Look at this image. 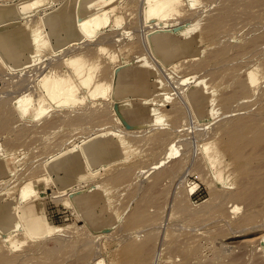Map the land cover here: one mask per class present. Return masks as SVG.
<instances>
[{
	"label": "rangeland",
	"instance_id": "obj_1",
	"mask_svg": "<svg viewBox=\"0 0 264 264\" xmlns=\"http://www.w3.org/2000/svg\"><path fill=\"white\" fill-rule=\"evenodd\" d=\"M129 1L128 0H118L116 2V5H114L115 2H112L113 5H112V3L109 4V7L110 6L112 7L111 9H113L114 7H118L117 8V13L120 14V15L122 14L123 27L121 29H119V30H114V31L112 30L113 32H111V30L106 31L105 32L106 34L103 33L101 35L105 36V35H109V34H111V35L115 34V33L117 34L118 32L126 30V31H129L131 33L130 36H128V37L125 36L124 39L121 42H114L113 41V44L116 43V45L115 44L113 45L107 39L108 43H106V44H108V45L105 44L107 46V50H106V52L103 51L104 53L99 49V46H97L98 42L99 43L100 42H104L105 43L104 40H106V39L104 37L102 38L101 35L98 38V40H100V41L97 40V41H89V42L78 43V44L74 45L77 49L74 48L73 46H70V49H72L71 47H73V49L69 50V51H72V52L76 53V51L78 50L77 52H82L83 54L85 53V55L88 54L87 57H89V59H91L92 61L95 60L94 62H96L99 65V68L97 69L98 78L104 77L105 80L109 79V78L111 79L112 78L111 76L113 74V72H111V71H114L116 69V67L117 68L119 67V66H117V61H118V65H120V66H124L125 64H123V63H125V62H126V65L130 64L129 66L124 67V69H129V68L132 69L131 70L132 77H131V81L130 82H133V83H136V84H138V83L145 84V86L147 87V94H146V97H145L146 101L144 100V102L142 101V102H140V103H138V104H136L134 106H129L128 108L125 109V115L127 116V119L131 123H136V124L138 123V124L143 125L146 122H148L151 118H155V119L159 118L165 112L167 115H166V121H164V122H167L168 124L165 123L163 125H164L165 128L168 127L170 129H168V128H166V129H155V131L159 130L158 132L164 130L163 132H160V133L156 132V134H157L156 135L154 129L152 131H151V129L156 126L157 121H155L156 124H153L151 126L143 125V128L135 129L136 131L135 130L131 131V130L127 129V127L125 125H121V124L117 125L116 121L112 122L114 120H117V116L115 115L114 112H112L113 110L111 108L112 105H113L112 102H114V100H116V99H114V96L112 95L113 92H111V91H110V94L111 93L112 94L107 99L99 98V100H95V99L92 100V98H89V99H86L85 103L79 104V105L75 106V108L74 107H72V108L71 107H54V108H51L52 110L46 116L40 118L39 120L38 119H36V120L31 119L33 114H31V115H29L27 117H21L18 114V112L15 111L14 105L12 104L13 103L12 99H15L16 96H18V95L21 96L23 94L24 95H26V94L32 95V97L36 96L35 98L39 99L40 97H37V96L42 95V91H40L41 89L39 88V80H40V78H38L39 76L43 75L44 72L46 73V71H49V70L50 71H55L58 74L68 73L67 75H69L70 73L73 74V69L69 65H66L67 63L64 60H61V59H63L62 58L63 55L61 56L62 53H60L62 51H59V50L54 51L55 49H54L53 45H51L52 42H51L50 39H48L49 43L47 44V45H50V46H48L50 49H48L46 45L44 46L45 48L44 47H39V49L43 50V51H41V50L40 51L44 52V54L37 51L35 53L37 55V57H36V55L34 56L37 60L35 59L34 61H36L38 63H36V62L32 63L31 65L34 64V66L29 65V67L27 66L28 69H27V67H25L24 70L22 69L21 71L20 70H17L16 72L12 71L9 68V66L7 64H5L3 59L0 58V64H1L0 67L2 65H4V66H2L3 69L0 68V71L4 70V71H2L3 73L0 72V77H1L0 78V95L2 94L1 97H0V102H1L0 106L3 103L4 106L6 105L7 110L11 109L15 113L14 114L12 111L5 112L6 111L5 110L6 107H4V106L0 107V108H3V109H0V128L2 129V130H0V198L3 196L1 199L4 202L5 201H11L12 203H14V205L16 207H18V205H16V204H19V211H20V213L23 216L25 221H30L33 217L39 216L40 219L43 220L44 223L47 222L48 225H52V226L53 225H62V226H67V227L69 226L70 227L69 229L67 228L65 230V232H63L61 235L59 234V235H56V236H53V237L40 238V239H38V238L33 239L32 237H27L26 238L27 240L25 241L24 245H22L17 250H11L9 248V246L7 245V243L4 242V240H3L4 238L0 237V255H2L1 253L4 254V252L6 254H8V251H9L10 255H7V256L12 258L11 260H6L9 264H12L11 262H13V264L14 263L15 264H36V263L44 264V262H47L48 260H50V261L47 262L48 264L51 261H52V264H58V262H62L61 261L62 258L65 259L67 257V255L69 257V258L67 257L68 258L67 260L69 262L64 260V262L66 261V263L62 262L64 264H67V263L71 264L70 262H72L73 260H74L73 264H86L87 262H89V260L92 259V257L94 255H96V256H98L100 258H104V260L106 262L105 264H114L113 262H118V261H119L118 263H121L122 260L126 259L124 256H121V255H123L121 253L125 249L128 248L126 246V243L128 244V241H129V239H125L126 236H127L126 235L127 231H125V229H129V228L137 226L138 225L137 221L139 222V220H141V218H142V214H145V217L147 216V218H151L149 216H152V217L154 216L153 219L156 218L155 221L153 219H151V220L148 219V221L153 222L154 229H157L155 227H160L159 226L160 222L161 221L163 222V226L160 227L161 229L158 228V230H159V231L157 230L158 233L154 234L153 239L150 240L147 245H150L151 247H154V246L156 247V246L160 245V246H158V248L157 247L155 248L156 249L155 251L157 253L159 252V254H161L160 252H162V249H163V246H162V243H163V240H164L163 237H165L164 236L165 234H168L167 240H168V238H169V241H172L174 239L175 240L179 239L177 244L179 245V243H180L179 246L181 247L180 249H178L179 246L178 247L176 246L177 249L174 248L175 246H172L170 248L169 246H166V245H168V244H166L165 248L163 249L162 256L157 254V257H156V253H155V257L156 258L154 257L155 259H151V263L152 264H159L160 263V261L158 260L159 258L162 259V263L165 260H168L169 257H171V256L168 257L169 253H170L169 255L172 254L173 257L175 255H177L176 253H178L181 256L182 253L180 254L179 252H184L183 247L185 246V244L183 246V244L180 241H184V243H186L187 240L191 239L192 236H193L192 238H195L194 242H195L196 246L193 245L194 242H191L192 240H189L192 244L190 242H188L189 246L186 245L188 247H187V250H185V251H189L188 252L189 254H191V253L192 254L189 255L187 253L188 255H186V253L184 252V254H185L184 257L180 258V256H179V257H177L179 259L174 258L175 262L176 261L180 262L181 259H182L181 261H183V263H184L185 260L189 261L191 256L194 254L193 252L196 253L197 250H199V252L201 253L200 260L201 261H203V260L205 261L206 260L207 262L206 261L205 262L208 263V264H264V255L262 254L263 251L261 250V244H260L261 241L259 240V238L264 233V230H263L264 227H261V226H264V221H261V220H264V216H263L264 213H262V212H264V211H262V209L264 210V138H263L264 137V131L263 132L260 131V130H262V129H260V126H261V128H263L262 125H264V120H262L264 118L263 117H258V116L255 117L256 120H258V119L262 120L261 121L262 123L261 122L258 123L259 121H257V122L254 121V118L250 121V122L253 121L257 125L261 124L258 127L253 122L252 123L248 122L251 119L250 116H248V119L250 118L249 120L248 119L245 120L247 118V117H245L244 121L247 122V124L246 123L245 124H246V126H248V129L244 130V132H245L244 135L245 136L247 135V138H245V139H249V138L250 139L249 140H245L244 139V141L242 143H241V141L238 143V144H241L244 148H240L242 146L238 145L237 143H236L237 145L236 144L233 145V146L236 145L235 146L236 148L231 147V144H228L230 146L227 147L228 146L227 143L229 142V140H227V138L230 137V134H229V137H227L228 135H225V136L223 135V132H224V134H226L228 131H230V132L231 131H235L236 127H240V126H244L245 127V124H243L244 121H242L243 120L242 115H245L246 111H247L246 112V114H247V113L250 112V109H254L255 110V108H258L259 105H261V106H259L260 108L264 106V89H263L264 88V67H263V65H264L263 64V62H264V58H263L264 57V54H263L264 53V49H263L264 48V44L260 45V46L256 45V44H259L260 41H262V42H260L261 44L264 43L263 42L264 41L263 40L264 36H262L264 34V31H262L263 33H259L261 31V30H259L261 27H262L261 28L262 30L264 29V19H261L262 17L264 18V2L258 3V5H257V3H254V4L250 3L249 0L248 1L247 0H235V1L234 0H229L230 2L228 0H227V2H226V0H224L226 3L223 2V0H213V1L209 0V4H208L207 3L208 0H199V2H198V0H196L197 2L195 3L196 5L194 4L195 5L194 7L189 2L187 4H185L184 7L186 6V10L188 12L186 10H184L185 11V13L183 11L184 15H182V14H180V16L178 15V17H180V19L182 18V21H180V22L185 21L186 18L190 19L188 21L194 22V23H189L186 20L184 24H186V25L188 24L189 25L188 27L193 26V27H190L189 30H191V32L194 31V33H197V35L199 36L200 40L196 41V43L194 45V48H192V50H191V52L189 54L185 55L184 57L180 58L177 61L176 65L177 66L179 65L178 67H176L175 64H170V65H174V66H172L173 68H170L171 67L170 65H166V67L164 66L165 68L164 67L162 68L164 70L165 69L167 70V68H168L167 71L170 72V74L172 73V75H169L167 71H164V70L160 69L163 66V62L158 60L157 61L158 65H157L154 61H152L151 55L142 46L143 42L140 43V40L143 41V37L146 34V31H148V28L149 27L152 28V26H154V24L151 23V22H154V21L152 20L148 24L147 22L145 23L144 18L141 17L142 14H141L140 11H141V8H142V0H134V2H133V0L132 1L129 0ZM237 1H239L240 4H238L239 2L237 3ZM241 1L242 2L245 1V2L242 3ZM185 2H186V0H185ZM213 2H215L216 5ZM220 2L224 3V5H227L228 7L222 6L223 4L221 6H219L221 4ZM246 2H247V5L250 3V7H253L256 4V6H255L256 8L254 9V7H253V9H252V8H249V6L246 8L245 7L246 6L245 5ZM251 2H255V0L254 1L251 0ZM46 3L49 6H53V7L61 8L62 10H65L66 11L65 13L71 15L72 19L74 20L73 16L75 14L74 13L75 12L74 11V7L76 5V0H46ZM229 3H232V5L231 4L230 5H231V7H233V6L234 7L231 8L229 6ZM243 4L245 6H243ZM251 4H253V6H251ZM208 5H209V7H208ZM239 5L240 6L242 5V6L239 7ZM123 6H125L126 8L123 7ZM130 7H132V8H130ZM229 7H230L231 10L234 9L232 11L234 15L237 14V13H238L237 14L238 16L240 15L239 17L235 15L236 18L239 19V18H241V16H243L242 19L238 20V19H235V16H233V14H232V16L234 18L228 19L230 23L228 22V20L224 23L223 28H224V26H226V28L227 27L230 28V29L232 28L233 30H230L228 28L227 29L230 30V31L224 30L222 28V26H221V29L217 28L213 32L209 31V28L205 27V26L209 25V24H207V23H209L208 20L212 16H214L216 14H219V12L221 13L223 11V9L226 10ZM235 7H236V9H235ZM46 8H42L41 10H39L37 16H35V17L33 15H36V13H32L31 16H33L34 18L32 19L31 17L30 18L28 17L27 20L31 19L30 23L34 20L33 22L35 23V27H38L37 25L42 26L41 24H43V20H42L40 15H42L41 12L43 11V9H46ZM210 8H212V9L209 10ZM215 8H218V9H215ZM213 9L216 10V11H212ZM250 9H251V11H250ZM195 10H196V12H195ZM208 10L211 11V12L209 13ZM242 10H244V11H242ZM253 10H255L256 12L255 11L252 12ZM199 11H201V12H199ZM206 11H208V12H206ZM235 11H236V13H234ZM238 11H240L241 13L238 12ZM245 11L250 12L251 14L250 13L246 14V13H244ZM189 12H191V13H189ZM214 12H215V14H214ZM195 13H199V14H201L204 17L202 18L201 15L195 14ZM242 13L247 15V16L243 15ZM257 13H259V15L261 14L259 19H257L259 17V15H257ZM186 14L188 16H185ZM207 14H209V15H207ZM192 15L193 16L196 15V16L193 17ZM249 15H251V16H249ZM182 16H184L186 18L183 20L184 17H182ZM255 16H257V17H255ZM246 17H247V19H245ZM248 17H251L250 20H252L253 18L256 19V20H252L253 22L251 21L253 26L249 25L250 20L248 19ZM39 18H41V20H40V22H42L41 24H39L40 22H38ZM197 19H198V21H196ZM200 19L202 21H200ZM206 19H207V22L203 21V20H206ZM232 20L238 25H235V23ZM260 20L262 22L258 23V21H260ZM231 21H232V23H231ZM236 21H238V22H236ZM255 22L257 24H261L263 26H261V25L256 26ZM31 24L33 25V23H31ZM145 24L147 26H144ZM231 24H233V25L231 26ZM246 24H248V26ZM146 27H148V28H146ZM255 28H258V29H255ZM218 29H220L221 32H222V29H223L225 37L227 36V38L223 37L224 34H222L220 36H222L223 39L221 40L222 37H220V39H219L218 35L220 33H217V31H219ZM253 29H255V30H253ZM256 30H258L259 32L257 33ZM231 31H233V33ZM251 31H253V32L251 33ZM107 32H108V34H107ZM208 32H211V33H208ZM248 32L251 33V35ZM247 33L249 34V36H248L249 38H247V35H248ZM254 35L256 37H254ZM140 36H141V38H140ZM214 36H216V37L214 38ZM229 36H231V37H229ZM258 36L260 38H263V39L258 38ZM210 37H212V38L210 39ZM201 38H202V40H201ZM224 38L227 39V40L224 41ZM101 39H103V40H101ZM206 39H208V40H206ZM250 39H252V40H250ZM246 40L247 41L248 40L252 41L253 45H252V43L249 42V44H251L252 48H256L257 49L258 47H260V48L263 47L262 48L263 51H261L262 49L261 50H257V51H251L253 49H250L249 46H247L248 42ZM123 41H124V43H123ZM129 41H131V42H129ZM220 41H224L225 43H228L231 46H227L228 44H225V43H224L225 45H217L216 43H218V44H222L223 43V42H220ZM211 42H214V45H215L214 47H216V48L213 47V50L210 49L212 47V44H210ZM255 42H257V43H255ZM230 43H233V44H230ZM81 44L86 45V46H83ZM121 44H124V45H121ZM127 44H129V45H127ZM139 45H141V46H139ZM255 45L257 47H253ZM220 46H222V47H220ZM223 46H225V47H223ZM110 47H112V48H110ZM228 47H230L231 49H229ZM244 47H247V48H244ZM114 48H115V50H114ZM220 48H222V49H220ZM260 48H258V49H260ZM44 49H47L50 52L47 51L48 52V54H47V53H45ZM80 49L83 50L84 52L81 51ZM86 49H88V50H86ZM226 49H227V51H226ZM239 49H240V51H239ZM256 49H254V50H256ZM135 50H137V51H135ZM210 50H211V52H209ZM223 50H225L226 53H224L225 56L224 55H222V56L226 57V59H223L224 57H222L221 59H223V60L222 61L221 60L216 61L217 65H215L214 64L215 63L214 60L220 59V58H216V59H214V58L216 57V55H218L217 54L218 52L223 54V52H224ZM246 50H249L248 52H252L253 53L254 59H253V57H251L253 55H251L248 52L245 53ZM52 51H54V53ZM72 52H70V53H72ZM95 52H96V54H95ZM108 52L110 54H108ZM228 52H230V53H228ZM98 53H102L103 54V55L101 54V58L102 59H100V57H99L100 55ZM208 53H211V55H214L212 59H210V56H209L210 54H208ZM243 53H245V55ZM46 54H47V56L48 55L49 56L47 57ZM54 54L57 55V56H55ZM227 54L229 55V57L227 56ZM236 54H239L240 57L238 55H236ZM241 54H243L242 56H244V57H241ZM255 54H257L259 57L255 58ZM261 54H263L262 55L263 57L261 56ZM91 55H94V56H91ZM113 55H115V58L113 57ZM136 55H137V57H136ZM246 55H247V58L250 56L251 60L249 58L247 60ZM232 56H235L234 59L236 61L234 59H232L233 58ZM237 56H238V58H237ZM45 57H47V58H45ZM52 57H54L56 60L53 59ZM93 57H95V58H93ZM206 57H208V58H206ZM227 57L228 58L232 57L231 58L232 61H231V59H229V61H228ZM243 58H245V59H243ZM103 59H105V60H103ZM113 59H116L117 61H114ZM128 59L131 60V61H129ZM241 59H242V62H241ZM260 59H262V60H260ZM39 60L41 61V64H39L40 63ZM123 60H125V62ZM126 60H128L130 63L127 62ZM188 60H190V61H188ZM194 60H196V61H194ZM199 60H201V61H199ZM207 60H209V61L207 62ZM224 60L228 61V63L225 61V63H227L225 65L226 68L223 65V64H225V63H223ZM237 60H240V61H237ZM179 61H180V63H179ZM202 61H204L205 63H203ZM234 61L236 62V64L232 63ZM100 62H103V63H100ZM114 62H116V63H114ZM119 62H120V64H119ZM159 62L161 63V66L159 65ZM189 62H191V64ZM200 62H201V67L197 69L196 67H199V66H196V64L200 65V64H198ZM220 62H222V63H220ZM229 62L234 64V65L232 66V64H230ZM245 62H248V63H245ZM46 63L48 65V67L44 66ZM52 63H53V65H52ZM64 63H65V65H64ZM108 63H109V65H108ZM152 63H153V65H152ZM154 63L156 64V67H155ZM242 63L244 65L243 67L241 65ZM101 64H103V65H101ZM184 64H186V65H184ZM194 64H195V67H194ZM203 64L208 65V67L206 65H203ZM213 64L218 69L219 68H221V69L224 68V70L225 69L228 70L227 72L226 71L223 72V70L219 69L221 71V72H219L220 74L223 73L222 75H224V74L227 73L228 74L227 77L228 76L230 77L228 79L227 78L225 79V81L227 83L226 82L225 83L220 82V81H223L222 79H224V78H223V76L219 75V73L218 74L216 73L218 70L216 68H213L214 67ZM239 64H240L239 69H238V67H235L236 69L233 68L235 65L238 66ZM54 65H57L59 67L54 66ZM107 65H108L109 68L107 67ZM110 65H111V68H110ZM182 65H184V66H182ZM220 65L222 67H219ZM36 66L37 67L40 66L43 69L41 71L35 70L34 68L37 69ZM50 66H52L54 68H52ZM157 66H159V68H157ZM31 67H33V68H31ZM40 67H38V68H40ZM113 67H115V68H113ZM228 67L230 68V70L228 69ZM231 67L233 68L232 70H231ZM5 68H7V69H5ZM50 68H52V69H50ZM201 68L203 69V71L201 70ZM25 69L27 71H30V72H27ZM169 69H175V71L174 70H169ZM206 69H210V70L208 71ZM214 69L217 70V71L213 72ZM102 70L103 71L105 70L104 73L102 72ZM108 70H110V71H108ZM235 70H236V72L237 71H241L242 73L241 72H237L236 75H235V73H234ZM252 70L257 72L258 80H257L256 83H251L250 80L247 79L249 77L248 73H250V71H252ZM42 71H44V72H42ZM159 71H161L162 75L159 74L160 73ZM178 71H181V72H178ZM231 71H233V72H231ZM8 72H9V74H8ZM21 72H23L24 75ZM40 72H42L43 74H41ZM135 72H140V75L138 76L139 78H137V75H135ZM204 72H206V74H204ZM209 72H210V74H209ZM175 73H179V74L182 73V74L179 75V74H175ZM194 73H195V75H194ZM25 74H26V77H28L27 78L28 80L25 79ZM30 74H32L33 76H31ZM232 74L235 75V76L232 77V78L235 77L234 78L235 81H236L237 77L238 78L240 77L239 79L237 78V80H239V84H237V82L235 83V81L231 78L230 75H232ZM238 74H240V75H238ZM100 75H103V76H100ZM187 75L188 76L190 75L191 77L189 76V78H191L192 80H196L197 77H198L197 81H199V80H201L203 82L205 81L206 82L205 83L206 87L208 89L211 88L210 91H209L213 95L211 97L214 98V99L210 100V101H213V102H209L211 104H208L205 108H203V110L207 111V112L205 111L206 116H204L203 120H201L199 122H197V120H194L195 118L193 119L192 113L189 110H187V114H185L186 112H182V110L185 111V109H187V108L186 107L183 108L184 107V105H183L184 102L181 103V101H178V100H182V98H183L182 97L183 96L182 91L184 90V88H183V86L181 87V86H177V85H179L181 83L180 80H183L182 77H185ZM211 75H212L213 78H210ZM213 75H215V76H213ZM11 76H13V77H11ZM174 77L176 78V81H174L175 80ZM220 77H222V78H220ZM224 77H226V75ZM6 78H7V80H6ZM19 78L22 79V80H20ZM189 78L185 77L184 78L185 81H183V82H185V84L181 83L180 85H184L185 88L188 86L187 84L190 85L192 80H190ZM201 78H203V79H201ZM243 78H245V79H243ZM13 79L14 80L18 79V80L14 81ZM186 79H189V80L187 81ZM217 79H218V81L216 82ZM230 79L233 80V81H231ZM240 79H243V81L246 84H247V82L249 83L247 85L248 87L245 86L246 87V93L248 91V94H247L248 96H249L250 92L255 91V92H253L254 94L252 93L250 95L257 96V97H255V99H254V96H251L253 100H257L258 104H257V102H255L257 105L253 103L254 101L249 100L251 98L248 97L246 94H245V96L241 95V94H243L242 91L244 90V88L240 87V82H242V80H240ZM24 80L27 81L28 83L27 82L25 83ZM245 80H247V82ZM16 81H18V83H16ZM20 81H21V83H20L21 86L26 84V85H24L25 88L21 87L20 85H17V84H19ZM177 81H179V84H178ZM211 81L214 82V84H212ZM11 82H13L14 85H17V88H15L16 86H14L13 83H11ZM228 82H229V84H228ZM232 82H234V84H235L234 86L237 85L238 88L234 87L233 85H231ZM4 83H6L8 86L6 84H4ZM30 83H31V85H30ZM215 84H217V85H215ZM36 85H38V89H36L37 88ZM9 86H11V87H9ZM232 86H233V89H232ZM178 87H180V88H178ZM239 87L242 89V91H241V89ZM12 88H14V89H12ZM181 88H183V89H181ZM234 88H236V89H234ZM20 89H22V90H20ZM237 89H238V91H237ZM23 90H24V92H23ZM233 90L236 93H232ZM37 91H40V93H38ZM226 91H228V93H226ZM175 92H176V94H175ZM238 92L241 93V94H239ZM258 93H260V94L258 95ZM262 93H263V95H262ZM156 94H158L159 96H157ZM173 94H174V96L172 97ZM178 94H179V96H178ZM222 94H226V95H222ZM233 94H236V95H233ZM167 95H169V96L167 97ZM218 95H220V96H218ZM232 95H233V97H232ZM155 96H157V97H155ZM170 96H171L172 99L169 98ZM226 96H228V97H226ZM236 96H238V97H236ZM239 96H241L240 99H242V100L239 99L240 101H238V103L242 102L246 98V96L248 97V99H247V101L245 99L244 103H241V104L237 103L238 105H235L234 108H232L233 106H230V105H233V103L236 104V102L231 101V100L235 99V101H236L237 98H239ZM242 96H244V97H242ZM178 97H180L181 99L178 98ZM230 97H232V98H230ZM126 98L131 99V98H133V96L128 94V95H126ZM219 98L220 99L224 98V100L226 102L228 101L227 100V98H228V99H230L229 100L230 102L228 101L226 104H224L225 101L224 100H219ZM100 99H102V100H100ZM217 101H220V102H217ZM87 102H89V103H87ZM95 102L97 104H93ZM178 102H180V103H178ZM248 102L249 103L250 102L253 103L255 105V107L251 108L252 105H249V104L246 105ZM7 103H10L11 105H9ZM244 104L246 105V107L249 106L250 108L249 109L245 108ZM88 105H90V106H88ZM179 105L182 108L176 107V106H179ZM212 105H213V107H212ZM8 106H10V107H8ZM224 106H225L226 109L224 108ZM226 106H228L229 108L231 107L230 108V112L233 109L234 112L232 111V113H234V115H232V113H230L231 115L228 113L229 112L227 110L228 107H226ZM239 106H240V108H239ZM211 107H212V110H211ZM235 107H237L238 109L235 110ZM100 108H103V109H100ZM206 108H209V109H206ZM243 108H245L246 110L244 111ZM260 108L258 109V111H260ZM83 109H86V110H83ZM92 109L97 110V111H101V110L110 111L111 110L110 112L112 114L109 113L110 116H113V115H115V116L111 117L112 121L103 120L104 122L102 120H99L98 117L97 118H93V120H91V117L89 116L90 118H86L87 119L86 121H88V123L86 124V123H84V122H86V121H84L85 120V115L87 113L89 114ZM169 109H172L173 111L172 110L168 111ZM239 109H241L242 111L240 110V112H239L238 111ZM2 110H3V112H2ZM209 110H211V112H209ZM224 110H226L227 112H225ZM248 110H249V112H248ZM254 110H252L251 112H253V113L250 112V114H256V115L261 116L260 114L262 113L264 115V113H263L264 110H261L262 112L260 111L259 112L260 114L258 113L257 110L255 111L256 113H254ZM171 111H172V113H170ZM82 112H84L86 114H83ZM176 112H178V113L181 112V113L179 115ZM188 112L191 113V114H189ZM3 113H5L6 115L3 114ZM7 113H9L10 116ZM173 113L178 114L179 117H181V115L183 113L182 119L179 118L176 114H175L174 117H169V116H173V115H171ZM241 113H242V115H241ZM79 114H81V115H79ZM76 115L77 116H81V119L83 121H80L79 118L76 119ZM184 115L185 116L187 115L186 118H189V120L191 122H189L188 119L184 120V118H185ZM226 115H228V116H226ZM240 115H241L242 120L241 119L237 120L239 118H237L236 116L240 117ZM5 116H9V117H5ZM82 116H84V117L82 118ZM176 116L179 119H177V120L174 119ZM225 116H226L227 119L225 118ZM231 116H234V117H231ZM254 116L255 115H253L252 117H254ZM66 117H70V119L69 118L66 119ZM86 117H88V116H86ZM72 118H73V120H72ZM114 118H116V119H114ZM228 118L231 119V122H233L232 120L235 119L234 121H236L238 124H239V121L240 122L242 121V123L239 124V126H238L237 123L235 122L233 124H236V125H233V124H231V122H229L230 120ZM4 119H6V120H4ZM94 119H96V120L98 119L101 122L94 123V122H96V120H94ZM225 119L228 120L227 123H230L233 126H228L230 124L225 123L224 122ZM68 120H70V121H68ZM74 120H76V121H74ZM168 120L170 122H168ZM172 120L178 121L180 124L176 123V122L174 123V121H172ZM51 121H52L53 124H51ZM185 121H187L186 123L189 124L188 125L189 127H186L187 124L185 123ZM193 121H196V122L194 123ZM7 122H9V123H7ZM75 122L81 123V124L83 122L84 125L83 124L82 125L81 124L77 125V123H75ZM106 122H108V124ZM172 122H173V124L175 126H172L173 125ZM181 122L183 124L182 126H180ZM184 123H185V125H184ZM224 123L227 124V125L225 126ZM9 124H10V126L7 128V125H9ZM68 124H69V126H68ZM91 124H92V127H91L92 131H91V129H89L90 128L89 126H91ZM176 124H178L179 126L176 125ZM218 124L222 128L219 127ZM252 124H253V126H252ZM93 125H97V126L93 127ZM86 126L89 127V128L87 129ZM169 126H171V127H169ZM204 126H207V128L204 127ZM249 126H252V127H249ZM254 126L259 128L260 130H258V131L262 132L263 134L260 133V137H259L258 136L259 132H256L257 134H255V138L257 140H260V142L256 140L253 143H255L257 145L258 142H259V143H261L263 145V147L260 144H258L260 146H256L254 144L250 145L252 140L253 141L255 140V139H252V138H254V132L257 130V129L254 130L255 129ZM78 127H79V129H78ZM96 127H98L99 129L105 127L104 129H102L100 131H104V130L105 131L106 130L110 131L109 128H111V130L116 129L119 134L125 136V139H126V142H127V143L126 142L125 143L128 144L126 146H129L127 148V149H129V152H127V154L123 155V153H121V151L115 150L113 154L106 155L103 158V160L96 162L93 167H90L87 170H83V172L80 173L79 176L75 177V179L71 183H68V184H65V185H61L56 180V175L53 174L52 171L50 170V167L48 166V161L53 157V155H55V153L57 154L58 152H60V151H58L59 149L61 150V149H65V148L71 147V146H73V143H75L76 141H79L80 139H82L84 137L94 136L97 132H99V129H98V131L95 130V129H97ZM172 127L173 128L175 127L176 129H178V128H180V129H178V131H177V130H174ZM218 127L221 130L224 129V128H227V127H229V128H228L227 131H224V130H222V131L220 130L219 131ZM230 127H232V128L235 127V128H233L234 129L233 130V129H230ZM9 128H11V129H9ZM249 128L250 129L252 128L254 130V132L252 130H249ZM199 129H201V130H199ZM7 130H9V131H7ZM166 130H170V132L168 131V133H170V134H172L174 132L175 134H172V136H174V138L170 134L168 136V133L166 132ZM171 130L172 131L174 130V131L171 132ZM185 130H187V131H185ZM248 130L250 131V134H251L250 137L248 136V134H249ZM263 130H264V128H263ZM21 131L25 132V133H23L24 135L23 134H21L23 136L17 135ZM129 131H131L132 133L131 132L129 133ZM134 131H135V133L138 132V134H135ZM206 131H208V132H206ZM247 131H248V133H246ZM92 133H94V134H92ZM200 133H201V135H198ZM141 134H143V135L147 134L148 136L144 137ZM164 134H167L168 138L165 137L166 135H164ZM84 135H86V136H84ZM87 135H89V136H87ZM140 135L142 137H139ZM150 135H152V136H150ZM160 135L164 136L165 139H168V140L163 143L162 140L164 139V137H161ZM211 135L213 136V138L211 137ZM220 135L222 137L221 139H225V141H227V143L225 141H223V140H219V143L221 141V144H222V142H223V144L222 145L219 144L220 146L218 145V147H220L221 150L226 148V150H223V152L227 151L228 153L227 152L224 153V154H226L225 160L224 159L220 160L221 162L225 161V165L221 164V163L217 164L218 163L217 160L214 161L215 163H213V164H217L219 166L221 164L220 169H216L215 168L216 165L214 166L212 164L211 165L208 164L210 162L208 160H206V157L204 155L205 152H203V145L206 144V143H211L212 144L213 141L214 142L216 141V143H217L218 142L217 139H219ZM180 136L183 137L184 139L183 138L181 139ZM156 137H158V138H156ZM208 137H211V138H208ZM140 138H143L144 140L143 139L141 140ZM155 139H157V141L159 143H156L157 141H155ZM209 139H211V140H209ZM147 140H148V142H147ZM182 140H184L186 142L184 143V141H182ZM171 142H175V143H172V144H176V145H174L175 147L179 146L178 149L174 148V150H173V152H174L173 154H175L176 156H174L173 154H170V156H168V154H167L168 153L167 152L168 150H166L168 148L167 144L168 143L170 144ZM234 142H236V141H234ZM244 142H246V143L244 144ZM69 143H70V145H69ZM180 143H181V145H179ZM50 144H51L52 147H50ZM151 144H152L153 147H151ZM155 144H160V145L164 144L162 146H163V148L166 147V149L165 148L163 149L162 146L158 147L159 145H155ZM187 145H188V147H185ZM246 145L247 146L250 145V146L247 147ZM254 146H256V147L254 148ZM183 147L186 148V149L184 150ZM223 147H225V148H223ZM152 148H154V149H152ZM230 148H233L232 149L233 153H234V149H235V152H236V150H238V148H240L238 150V152H236L235 154L239 153V151H240V154H241V156L244 159V160H242V163H246L247 166H248V164H251V165H249L251 167H249V166L247 167L246 166L247 169H245V170L249 171L250 173L246 171L248 175L247 174H245L246 176L243 175L245 177H243L241 175V173L243 174V172L241 170L240 171L238 170V166H240V163H241V162H239V160L237 161V159H239V158L237 157V155L235 156V154L231 153L232 151L230 150ZM246 148H252L253 150L257 149V151H255V150L253 151L252 149H248L247 150ZM155 150H157L158 152H156ZM178 150L182 151V153L179 152ZM249 150H250L251 153L246 152V151H249ZM175 151H177V154L175 153ZM185 151L186 152L188 151L187 152L188 154ZM243 151L245 152V154L242 153ZM185 153H186V155H184ZM189 153L191 154V157H190ZM246 153H248V155ZM157 154H159L160 156L153 157V156H156ZM163 154H166L165 155L166 158L163 157L164 156ZM181 154L183 156H185L187 159L183 158L182 156H179ZM244 155H247V157L252 156V158L255 159V160H250L249 159L250 157L246 158V156H244ZM201 156H203V157L201 158ZM169 157H171V158H169ZM193 157H195V158H193ZM234 157L235 158L237 157V158L235 159ZM156 158H158V159H156ZM161 158H163L165 163L161 162L162 160L160 161ZM179 158H181V159H179ZM199 158L202 159V160H198ZM231 159L235 160V162L233 160L231 161ZM247 159H249L250 161L247 160ZM228 160H229V162L231 161L230 163L234 162V165L229 164V166L227 165V167H228L227 168L226 164H228ZM176 161L179 164H177ZM183 161H185V162H183ZM156 162H157V164H156ZM172 163H174V164H172ZM43 164L44 165L47 164V165L44 166ZM159 164H161V165H159ZM175 164H176V166H175ZM42 165H43V167H42ZM151 165H153V167ZM199 165H202L204 167H201ZM167 166H170V167H167ZM193 166H194V168H193ZM211 166H212V168H211ZM219 166H216V167L219 168ZM29 167L31 169H29ZM33 167H37V168H33ZM45 167H47V168H45ZM171 167H173V168H171ZM209 167L212 170L215 169V171L216 170L219 171L218 173H220L222 175V178L224 179L222 181H225V183L224 182H220L222 184L219 185V184H217L216 181H213V180H216V178L215 179H213V178L211 179V177H215L217 172H216L215 175H213V173H215V171L212 173L210 171ZM235 167H236L237 170L233 169ZM150 168H152V169L150 170ZM159 168H160V170H159ZM165 168H166V170L168 169L166 172H169V171H171L170 169H174V168H175L176 172L173 173V176L169 177V174L166 175V173H164L165 172L164 171ZM47 169H49V170L47 171ZM184 169H185V171H184ZM199 169H201V171H199ZM220 170L223 171V172H220ZM232 170L233 171L236 170V172H233ZM156 172L158 174H156ZM161 172H163L165 174V175H161V176H163L162 178H163L164 181L162 180L161 176L160 177L157 176V178H154V176H156V175L163 174ZM143 174H145V175H143ZM175 174H177V175H175ZM31 175H33V176H31ZM40 175H46L48 177L50 176L49 180H40V178H41ZM238 175H241V177H239ZM166 176H167V178H166ZM176 176H177V178H176ZM235 177H239V178H237L238 180L235 179ZM182 178H184V179L183 180H179V179H182ZM156 179H158V180L161 179L162 181L161 180L157 181ZM239 179H241V180H239ZM244 179H246L247 182L249 181L248 182L249 186L248 185L246 186V187H248V189L246 188L247 191H246V189H244L245 190L244 192L247 194V195L244 194V200H245V201L243 200L244 203L242 202L241 199H240L241 201L239 199H237V197L234 196V194L232 196H234V198H236V200H234V199L232 200L231 195L228 196L227 193L233 192L237 188H238L237 190H239L241 182H245L246 181ZM166 180H168L169 182L166 181ZM178 180L180 182H182L184 185L180 184ZM210 180L215 182V183H213V182L210 183L211 182ZM30 181H36L39 191L36 194V196L33 197V199L29 200L28 202L21 203L18 200L19 189L25 182H30ZM171 181H172V183H171ZM237 181H239V183ZM213 184L214 185L216 184V185L212 186ZM224 184H226V185L223 186ZM238 184H240V185L238 186ZM80 185H90L91 187L98 186V188H97L98 190L101 189L102 187L104 188V190H102V195L103 196L100 198L97 210L100 212V215L102 216V221L104 222V226L105 227H103L102 229H100V230H98L96 232H94L90 227L85 226V221L82 220V218H79L77 212H75L68 205V203L66 201L67 200L66 198L69 195V193L71 192L72 188H76V187H78ZM163 185H165L167 187L165 188ZM173 185H176L175 188H174ZM220 186H222L224 188H222ZM183 187H185V188H183ZM215 187H220V189L215 188ZM192 188H194V189L192 190ZM223 189L225 191H223ZM227 190H228V192H227ZM185 191H187V192H185ZM218 191H223V193L221 194ZM182 192L186 193V195H185L186 197H184V199H187V198L188 199L185 200V202L187 203V205L189 207H191L190 209L195 210V213H192V211L188 212V211L184 210V212L178 213L179 217H177L176 216L177 212L182 211V210H180L178 208V205H177L178 202H176L178 199L176 200L175 198L178 195L180 197H182L185 194V193H182ZM219 194L223 195V197L220 196ZM230 194H232V193H230ZM216 196H219V197H216ZM226 196L228 198L230 197V200L233 201V202H229L230 200L228 198L226 199ZM215 197L218 200H216V199L213 200ZM4 198H6V199L4 200ZM12 198H14V199H12ZM219 198H221L222 202L219 201ZM245 198H247V199H245ZM173 199H175V200H173ZM184 199H182V200H184ZM180 200H181V198H179V201ZM237 200H239L240 203ZM252 200L253 201L256 200L255 201L256 203L254 202L253 204H251L253 202ZM225 201H227V202H225ZM235 201H237V202H235ZM175 202H176V204H175ZM220 202L223 205L225 203V205L226 206L228 205V206L227 207L224 206V208L222 206V208H220L221 207L219 205V204H221ZM159 203L162 204V205H159ZM212 203H214V205ZM230 203L232 205L238 204L239 208L234 210L233 208H236V206L229 205ZM262 203H263V207H262V205L261 206L259 205V204H262ZM173 204L175 205L174 208H173ZM249 204H251V205H249ZM164 205H166V206H164ZM176 205H177V207H176ZM247 205H249V206L247 207ZM158 206H160V207L164 206V207L159 208L160 211H163L162 213H160L159 211L156 210V209H158ZM206 206H208V208H206ZM217 206H220V207H217ZM257 206L259 207L258 209H257ZM34 207H35L36 211L34 212V214H31L32 211H30V210H31V208H34ZM185 207H186V210L189 209V207H187V206H185ZM228 207H230V208H228ZM176 208H178L179 210L176 209ZM203 209H205L207 211H205ZM209 209L210 210L214 209L213 213L214 212L215 213L212 214V210L210 212H208ZM215 209H217V210H215ZM246 209H247V211H245ZM250 209H252L253 211L252 210L250 211ZM198 210H200V211H198ZM201 210H203V211H205L207 213L202 212L201 214H199V212H201ZM219 210H220V212H218ZM221 210H224L226 212L228 210L229 214H224L226 212L222 211L223 214L221 215ZM248 210L250 212H252V213L254 212V214L256 213V211L261 210L262 212L259 211V214L262 213V215H261V217L260 216L258 217L259 214H257L258 213L257 212L256 213L257 215H254V214H252L253 216L251 215L253 218H255V221H252L253 218L251 216H250V220L251 221H247V220H249L248 219L249 217H247V216L250 215ZM174 211H176L175 214L174 213L171 214ZM243 211H245V215H244ZM156 212H158L157 215L160 213L159 216L160 215H161V217L163 216L162 219L159 220L160 217L156 216V214H155ZM189 213H192V214H189ZM219 213H220V215H219ZM146 214H150V215L148 216ZM193 214H195V215L192 216ZM241 214H243L242 216L247 217V219L245 220L244 217H241L242 220H239L238 218H239V215H241ZM190 215H191L192 218L189 219L187 216H190ZM196 215H197V217H200V218L198 219L197 217H195ZM213 215H214V217L211 218V216H213ZM223 215H225V216H223ZM230 215H232V216H230ZM236 215H238V216H236ZM171 216H172V218H171ZM174 216H176V218ZM181 216H182V218L180 219ZM183 216H185V218ZM255 216L258 217V219ZM193 217H195L197 220H194ZM222 217H227V219L222 218ZM204 218L206 219V221H205ZM213 218L214 219L215 218H220L219 219L220 221L218 219L214 220ZM259 218H261L260 221H259L260 224L257 221V220H259ZM200 219L203 220V222H202L203 225L202 226L199 225ZM157 220H159V221H157ZM191 220H192L191 224H188V222H190ZM148 221H146V225H147ZM156 221H157V225L155 224ZM204 221H205V224H204ZM231 221L235 222V224H232ZM241 221L242 222H246V221L249 222L248 225H250V227L247 226L246 224H243L244 226H241L242 224L239 225V222H241ZM150 222H148V224H150ZM194 222H195V224H194ZM229 222H230V225H229ZM252 222H253V224H252ZM261 222H262L263 225H261ZM172 224H173V226L170 227V225H172ZM177 224H180L182 226V228H181V226H179ZM200 224H201V222H200ZM72 225H73V227H71ZM160 225H162V224H160ZM252 226H253V228H251ZM256 226H257V228H255ZM168 227H170L171 229L168 228ZM172 227H174V228H172ZM177 227H179V228H177ZM240 227L241 228L242 227H247V228H245L247 230H245L244 228L241 229L242 231L238 230ZM149 228L151 229V224L149 225ZM192 228H194L193 229L194 231L191 230ZM195 228H197V229H195ZM147 229H148V227H147ZM172 229H176L178 231H180L181 229L182 230L180 232H175ZM260 229L263 230V233L261 232ZM165 231L166 232L168 231V232L166 233ZM191 231H193V232H191ZM204 231H206V232H204ZM226 231H228V232H226ZM230 231H232V232H230ZM122 233H124L123 234L124 237H122V235H121ZM193 233H194V235H193ZM205 233H207V235H205ZM224 233H226V234H224ZM144 234H145V232H142L141 235H144ZM173 234H175V235H173ZM200 234H202V235H200ZM119 235H121V236H119ZM171 235H173V236L171 237ZM113 236H115L118 239H115ZM198 236H199V238H198L199 240L196 239V237H198ZM19 237L22 238L24 236L20 235ZM112 237L114 238L113 240H112ZM57 238H59L60 240L57 239ZM75 238L79 239V241L76 240ZM210 238H211V241L209 240ZM72 239H74L73 242H75V243H73L72 246H74L76 244L77 248L70 246ZM83 239L84 240L86 239L87 242L84 241ZM89 239H90V245L88 243ZM91 239H93V240L95 239L94 241H96V242L99 241V243L98 242L96 243V242L92 241ZM202 239H203L204 243L208 242L207 243L208 245L207 244H203L202 243L203 242ZM65 240H66V242L71 240L68 243L69 246H68V244L66 245ZM81 240L86 242V244H88L89 246H87L84 243L82 244ZM248 241H250L249 245L251 246V249H250V246L248 244L246 245V243ZM252 242L253 243L256 242V243L251 245ZM93 243H96L97 245H96L95 248L92 246L93 249H94V250L91 249V251H93L92 253H90V251L87 250V252L89 251L88 252L89 254H93V255H88L89 258L87 259L86 255L88 253H86V251L83 253V251L81 250V248H83V247H78V246H80L79 244H82L81 246H84V248L86 246L87 249H90L91 248L90 246ZM157 243H159V244H157ZM38 244L41 245L40 247H42L43 249L41 248V250H40V248H36L37 246H39ZM98 244H99V246H98ZM155 244H157V245H155ZM197 244H201L200 246L198 245L200 248L197 247ZM222 244L223 245L225 244V245L223 246ZM57 245H60V246L62 245L63 247H67V248L69 247V249L72 250V251H70L69 249L64 251L66 248L62 249V247L57 246ZM100 245L102 247H100ZM203 245H204V248L206 247L205 250L202 247ZM245 245L248 246V247H246ZM220 246H222V248L224 247L221 250V253H220ZM46 247H48V248L49 247L50 248L53 247L52 249H54V250L50 249V251H47L48 248H46ZM59 247H60V249H58L59 252L56 251V252H58L57 254L62 253V255L61 254L60 255L63 256L65 254L64 252L67 253L66 255H64L65 258L64 257H60L61 258L60 261H58V259H59L58 256L59 255L54 254V253H56L55 249H57ZM196 247H197V249H196ZM213 247H215V248L213 250H210V248H213ZM35 248H36V250H35ZM97 248H98V250H97ZM173 248H174V250H172ZM207 248H209V249H207ZM45 249H46L47 253L42 251V250H45ZM74 249L80 250V251H78V252H80L79 256H75V255L78 254V252H77V250L74 251ZM175 249L179 250V251L174 253L176 251ZM245 249H247V250H245ZM60 250L64 251V252H61ZM190 250H192V252H190ZM259 250H260V252H259ZM1 251H3V252H1ZM217 251H219L220 254ZM222 251H224V252H222ZM225 251L227 252L226 255H225V253H226ZM254 251H255V253H254ZM48 252H50V254H51L50 257H47V256H49ZM70 252H72V253L76 252V253H74V255H73ZM205 252H206L207 256L203 255V253H205ZM11 253H12V255H11ZM217 253L219 255V258L216 255ZM18 254H20V255H18ZM80 254H84L83 257L85 256V258L87 260L86 259L83 260L84 258L82 257V255L80 256ZM13 255H15V256L17 255L18 257L21 256V258L19 257L17 259L16 258L17 256H16L15 257L16 259H14ZM70 255H71V257H70ZM54 256L55 257L57 256L58 259L56 260V258ZM186 256H188V257L186 258ZM224 256H225V258H224ZM79 257H80L81 261L78 260ZM213 257H214V260H213ZM47 258H52L55 261L51 260V259H47ZM169 261H170V259L168 260V262H166V261L165 262L167 264H171V263L174 262V261H172V262H169ZM208 261H211V262H208ZM7 262H5V260H1L0 259V264H8ZM175 262L173 264H175ZM205 262H203V264ZM183 263H181V264H183Z\"/></svg>",
	"mask_w": 264,
	"mask_h": 264
},
{
	"label": "bare ground",
	"instance_id": "obj_2",
	"mask_svg": "<svg viewBox=\"0 0 264 264\" xmlns=\"http://www.w3.org/2000/svg\"><path fill=\"white\" fill-rule=\"evenodd\" d=\"M118 1V0H117ZM116 0H76V5H75V7H74V16H73V18H74V20L72 19V16L71 15H69V14H66L65 12V10H62L61 8H56V7H53V6H49V5H47V3H46V0H0V58H2L3 59V61L5 62V64H7L8 66H9V68L12 70V71H17V70H24V68L25 67H29V65H31L32 63H34V62H36V61H34L36 58L34 57L36 54V52L38 51V52H40V53H43L44 54V52H41V51H43V50H41V49H39V47H44L45 45L47 46V48L48 49H50L48 46H50V45H47L49 42V40L48 39H50L51 40V42H52V44L51 45H53V47H54V51H57V50H59V51H62V52H60V53H62L61 54V56H62V58L63 59H61V60H64L67 64L66 65H69L72 69H73V74H69V75H67L68 73H61V74H58L57 72H55V71H46V73L44 72V71H42V72H44V74L42 73V72H40L41 74H43V75H41V76H39L38 78H40V80H39V88L41 89H39L40 91H42V95H40V96H37V97H40L39 99H37V98H35L36 96H34V97H32V95H28V94H26V95H18V96H16V98L15 99H12L13 100V105H14V109H15V111L16 112H18V114L21 116V117H27V116H29V115H31V114H33V116H32V118L31 119H34V120H36V119H40V118H42V117H44V116H46L52 109L51 108H54V107H74L75 108V106H77V105H79V104H83V103H85V101H86V99H89V98H92V100L93 99H95V100H99V98H103V99H107L108 97H110V95L112 94H110V91L111 92H113V96H114V99H116V100H114V102H112L113 103V105H112V112H114L115 113V115L117 116V120H114V119H116V118H114L113 120L114 121H112V118L111 117H113V116H115V115H113V116H110V114L109 113H111L110 111H107V110H101V111H97V110H94V109H92L91 110V112L88 114H86V113H84V112H82L83 114H86L85 115V120L84 121H86L87 119L86 118H90L91 117V120H93V118H99V120H107V121H112V122H115L116 121V124L117 125H125L126 127H127V129H129V130H131V131H133V130H135V129H140V128H143V125H146V126H151V125H153V124H156L155 123V121H157V124H156V126L155 127H153L152 129H151V131L154 129V131H155V129H166V128H168V127H164V125L163 124H165V123H167V122H164V121H166V113L164 112L163 113V115L162 116H160L159 118H151L148 122H146L145 124H143V125H141V124H136V123H131V122H129V120L127 119V116L125 115V109L126 108H128L129 106H134V105H136V104H138V103H140V102H144V100H145V97H146V94H147V87L145 86V84H142V83H138V84H136V83H133V82H130L131 81V77H132V75H131V68H129V69H124V67H126V66H129V65H126V62H125V60H123L125 63H123V64H125L124 66H120V65H118V61L116 60V59H113L114 61H117V66H119L118 68L116 67V69L114 70V71H111V72H113V74H112V78L110 79H104V77H101V78H98V75H97V69L99 68V65L96 63V62H94V61H92L91 59H89V57H87L88 56V54L87 55H85V53L83 54L82 52H77L76 51V53H74V52H72V51H69V50H72L73 49V47L74 48H76L74 45L75 44H78V43H83V42H89V41H97L98 40V38L100 37V35L101 34H103V33H105L106 31H109V30H111V32H113L114 30H119V29H121L122 27H123V18H122V14L120 15V14H118L117 13V8L118 7H114L113 9H111L112 7L110 6L109 7V4H111L112 2H115L114 3V5H116V2H117ZM129 1V0H128ZM132 1V0H131ZM213 1V0H212ZM229 1V0H228ZM235 1V0H234ZM248 1V0H247ZM250 1V3H257V5H258V3H261V2H264V0H255V2H251V0H249ZM252 1H254V0H252ZM130 2V1H129ZM133 2H134V0H133ZM191 3L192 4V6L194 7L196 4V0H186V2H185V0H142V8H141V14H142V16L141 17H143L144 18V20H145V23L147 22L148 24L153 20L154 22H151V23H153L154 24V26H152V28H148V27H146V28H148V31H146V34L144 35V37H143V41H141L140 40V43L141 42H143L142 43V46L147 50V52L151 55V58H152V61H154L157 65H158V60L159 61H161V62H163V66L160 68V69H162L164 66L166 67V65H170V64H175L176 65V63H177V61L180 59V58H182V57H184L185 55H187V54H189L190 52H191V50H192V48H194V45H195V43H196V41H198V40H200V38H199V36L197 35V33H194V31H192L191 32V30H189V28L190 27H193V26H190V27H188L189 25L187 24H184L185 23V21L187 20V22H189V23H194V22H190V21H188V20H190V19H187L186 17H184V16H182V17H184L183 18V20L186 18V20L185 21H183V22H180V21H182V18L180 19V17H178V15L180 16V14H182V15H184L183 14V11L184 10H186V6L184 7V5L185 4H187V3ZM198 2H199V0H198ZM217 2V1H216ZM223 2H225L224 0H223ZM226 2H227V0H226ZM225 2V3H226ZM230 2V1H229ZM239 1H237V3H238ZM242 2V1H241ZM245 2V1H244ZM244 2H242V3H244ZM137 3V2H136ZM139 3V2H138ZM141 3V2H140ZM207 3L209 4V0L207 1ZM214 4H215V2H213ZM221 4L219 5V6H221L222 4V6H225V7H228L227 5H224V3H222V2H220ZM250 3L247 5V2H246V6L243 4V6H245L246 8L249 6V8H252L253 9V7H254V9L256 8L255 6H256V4L253 6V4H251V6H253V7H250ZM135 4V3H134ZM190 4V5H191ZM195 4V5H194ZM232 5V3H229V6L231 7V5ZM238 4H240V2L238 3ZM112 5H113V3H112ZM127 5V4H126ZM136 5V4H135ZM216 5V4H215ZM48 6V7H47ZM130 6V5H129ZM238 6V5H237ZM242 6V5H241ZM240 5H239V7H241ZM47 7V8H46ZM123 7H125V6H123ZM137 7V6H136ZM208 7H209V5H208ZM207 7V8H208ZM224 7V8H225ZM230 7L229 8H227L226 10L225 9H223V11L220 13L219 12V14H216V15H214V16H212L209 20H208V22L209 23H207V24H209L208 26H205V27H208L209 28V31H214L215 29H217V28H220L221 29V26H222V28H223V25H224V23L228 20V19H230V18H234L233 16H238L237 14H233V10H231L230 9ZM234 7V6H233ZM233 7H231V8H233ZM244 7V8H245ZM261 7V6H260ZM42 8H46V9H43V11L41 12V14L42 15H40L41 16V18H42V20H43V24H41L42 22H40V20H41V18H39V20H38V22H40L39 24H41L42 26H39V25H37L38 27H35V23L32 21L31 23H33V25L30 23V21H31V19H29V20H27V18L29 17H31L32 19L35 17V16H37V14H38V11L39 10H41ZM126 8V7H125ZM129 8V7H128ZM130 8H132V7H130ZM219 8V7H218ZM218 8H215V9H218ZM206 9V8H205ZM212 8H210L209 10H211ZM235 9H236V7H235ZM208 10V11H209ZM222 10V9H221ZM246 10V9H245ZM121 11V10H120ZM187 11V10H186ZM192 11V10H191ZM208 11H206V12H208ZM212 11H216V10H212ZM218 11V10H217ZM242 11H244V10H242ZM250 11H251V9H250ZM255 10H253L252 12H254ZM188 12V11H187ZM195 12H196V10H195ZM199 12H201V11H199ZM205 12V11H204ZM211 11H209V13H210ZM238 12H240V11H238ZM256 12V11H255ZM32 13H36V15H33V16H31L32 15ZM40 13V12H39ZM139 13V12H138ZM184 13H185V11H184ZM189 13H191V12H189ZM213 13V12H212ZM211 13V14H212ZM234 13H236V11L234 12ZM241 13V12H240ZM244 13H250V12H247V11H245ZM195 14H199V13H195ZM210 14V15H211ZM214 14H215V12H214ZM232 14H233V16H232ZM243 14V13H242ZM241 14V15H242ZM251 14V13H250ZM255 14V13H254ZM191 15V14H190ZM199 15H201V14H199ZM207 15H209V14H207ZM206 15V16H207ZM243 15H245V14H243ZM257 15H259V13H257ZM39 16V17H40ZM185 16H188L187 14L185 15ZM193 16V15H192ZM191 16V17H192ZM194 16H196V15H194ZM193 16V17H194ZM202 16V15H201ZM236 16H235V19H238V18H236ZM240 16V15H239ZM238 16V17H239ZM245 16H247V15H245ZM249 16H251V15H249ZM254 16V15H253ZM260 16H261V14L259 15V17L257 18V19H259L260 18ZM190 17V18H191ZM200 17V16H199ZM204 16H202V18H203ZM242 17L243 16H241V18H239V19H242ZM255 17H257V16H255ZM201 18V17H200ZM201 18V19H202ZM207 18V17H206ZM253 18V17H252ZM26 19V20H25ZM200 19V21H202ZM238 19V20H239ZM245 19H247V17L245 18ZM248 19L250 20L251 19V17H248ZM261 19H264L263 17L261 18ZM252 20H256V19H252ZM252 20H250V23H251V21ZM196 21H198V19L196 20ZM203 21H205V22H207V19L206 20H203ZM233 21V20H232ZM232 21H231V23H232ZM242 21V20H241ZM245 21V20H244ZM247 21V20H246ZM228 22H229V20H228ZM227 22V23H228ZM234 22V21H233ZM236 22H238V21H236ZM248 22V21H247ZM253 22V21H252ZM257 22V21H256ZM255 22V23H256ZM261 23L262 21L260 20V21H258V23ZM200 23V22H199ZM203 23V22H202ZM230 23V22H229ZM228 23V24H229ZM235 23V22H234ZM249 23V25H251V26H253L252 25V23L250 24ZM152 24V25H153ZM227 24V25H228ZM233 24H231V26H232ZM235 25H238V24H236L235 23ZM234 25V26H235ZM240 25V24H239ZM244 25V24H243ZM247 26H248V24H246ZM255 25V24H254ZM258 25H261V24H257L256 23V26H258ZM144 26H147L146 24L144 25ZM261 26H263V25H261ZM202 27V26H201ZM239 27V26H238ZM44 28V29H43ZM228 28V27H227ZM226 28V26H224V30H228V29H230V28H228L227 29ZM259 28V27H258ZM258 28H255V29H258ZM262 28V27H261ZM259 29V30H261L260 32L258 31V30H256L257 31V33L259 32V33H263L262 31H264V29L262 30V29ZM204 29V28H203ZM220 29H218L219 31H217V33H220L219 35H218V38L220 39V37H222V36H220V35H222V34H224V32H223V29H222V32H221V30ZM250 29V28H249ZM255 29H253V30H255ZM45 30V31H44ZM113 30V31H112ZM193 30V29H192ZM195 30V29H194ZM230 30H233L232 28L230 29ZM230 30H228V31H230ZM252 30V29H251ZM235 31V30H234ZM250 31V30H249ZM255 31V32H256ZM207 32V31H206ZM232 33H233V31H231ZM253 31H251V33H252ZM110 33V32H109ZM115 33V32H114ZM208 33H211V32H208ZM227 33V32H226ZM249 33V32H248ZM247 33V34H248ZM251 33H249L250 35H251ZM106 34V33H105ZM107 34H108V32H107ZM228 34V33H227ZM249 34L247 35V38H249L248 36H249ZM256 34V33H255ZM131 35V33L129 32V31H126V30H123V31H121V32H118L117 34L115 33V34H109V35H105V36H102L101 35V37L103 38H105L106 40H104L105 41V43L104 42H98L97 44V46H99V49L103 52H106V50H107V46L106 45H108V44H106V43H108L107 42V39H108V41H110V43H112L113 44V41L114 42H121L123 39H124V37L125 36H130ZM215 35V34H214ZM231 35V34H230ZM257 35V34H256ZM259 35V34H258ZM207 36V35H206ZM217 36V35H216ZM216 36H214V38L216 37ZM260 36V35H259ZM258 36V38H260ZM262 36H264V34L262 35ZM138 37V36H137ZM213 37V36H212ZM212 37H210V39L212 38ZM223 37H225V34L223 35ZM223 37L221 38V40L223 39ZM229 37H231V36H229ZM253 37V36H252ZM254 37H256L255 35H254ZM140 38H141V36H140ZM139 38V39H140ZM225 38H227V36L225 37ZM224 38V41L225 40H227V39H225ZM138 39V38H137ZM253 39V38H252ZM252 39H250V40H252ZM260 39H263V38H260ZM101 40H103V39H101ZM134 40V39H133ZM201 40H202V38H201ZM206 40H208V39H206ZM250 40H246L247 42H248V44H247V46H249V48L250 49H253V50H251V51H257V50H261L262 48H260V47H258V48H260V49H256V48H252L251 47V44H249V42L250 43H252V41H250ZM264 40V39H263ZM98 41H100V40H98ZM132 41V40H131ZM131 41H129V42H131ZM219 41V40H218ZM224 41H220V42H223L222 44H218V43H216L217 45H225V44H228V43H225ZM245 41V42H246ZM138 42V41H137ZM230 42V41H229ZM260 42H262V41H260ZM259 42V44H256L257 46H260V45H263L264 43H260ZM264 42V41H263ZM95 43V42H94ZM123 43H124V41H123ZM128 43V42H127ZM225 43V44H224ZM255 43H257V42H255ZM254 43V44H255ZM96 44V43H95ZM106 44V45H105ZM115 45H116V43H114ZM113 44V45H114ZM126 44V43H125ZM130 44V43H129ZM129 44H127V45H129ZM210 44H212V47L210 48L211 50H213V47L215 46L214 45V42H211ZM230 44H233V43H230ZM244 44V43H243ZM81 45H83V44H81ZM121 45H124V44H121ZM138 45V44H137ZM216 45V46H217ZM235 45V44H234ZM252 45H253V43H252ZM253 46V47H257V46ZM70 46H73V47H71L72 49H70ZM80 46V45H79ZM83 46H86V45H83ZM92 46V45H91ZM119 46V45H118ZM131 46V45H130ZM139 46H141V45H139ZM227 46H231V45H227ZM233 46V45H232ZM245 46V45H244ZM220 47H222V46H220ZM223 47H225V46H223ZM45 48V47H44ZM52 48V47H51ZM110 48H112V47H110ZM119 48V47H118ZM214 48H216V47H214ZM218 48V47H217ZM229 49H231L230 47H228ZM227 48V49H228ZM233 48V47H232ZM244 48H247V47H244ZM77 49V48H76ZM82 49V48H81ZM80 49V50H81ZM84 49V48H83ZM92 49V48H91ZM98 49V50H99ZM109 49V48H108ZM220 49H222V48H220ZM227 49H226V51H227ZM254 49H256V50H254ZM264 49V48H263ZM263 49L261 50V51H263ZM41 50V51H40ZM85 50V49H84ZM86 50H88V49H86ZM114 50H115V48H114ZM128 50V49H127ZM126 50V51H127ZM211 50L209 51V52H211ZM215 50V49H214ZM219 50V49H218ZM243 50V49H242ZM241 50V51H242ZM44 51H45V53H47L48 54V52L47 51H49V50H47V49H44ZM54 51H52L53 53H54ZM81 51H83V50H81ZM93 51V50H92ZM100 51V52H101ZM129 51V50H128ZM135 51H137V50H135ZM221 51V50H220ZM224 52H223V54L222 53H220V52H218L217 54L218 55H216V57L214 58V59H216V58H220V59H216V60H214L215 61V65H217V62L216 61H219V60H223V59H226V57H224L225 56V54L224 53H226L225 52V50H223ZM231 51V50H230ZM239 51H240V49H239ZM244 51V50H243ZM249 50H246L245 51V53L246 52H248ZM50 52V51H49ZM70 52H72V53H70ZM84 52V51H83ZM103 52V53H104ZM260 52V51H259ZM258 52V53H259ZM59 53V54H60ZM74 53V54H73ZM122 53V52H121ZM214 53V52H213ZM228 53H230V52H228ZM245 53H243L244 55H245ZM248 53H250L251 55H253V53L252 52H248ZM261 53V52H260ZM39 54V53H38ZM47 54H46V56H47ZM50 54V53H49ZM95 54H96V52H95ZM94 54V55H95ZM100 56V59H102L101 58V54L102 53H98ZM106 54V53H105ZM108 54H110L109 52H108ZM208 54H210L209 56H210V59H212L213 58V56L214 55H211V53H208ZM243 54H241V57H244V56H242ZM264 54V53H263ZM263 54H261V56L263 55ZM55 55V54H54ZM94 55H91V56H94ZM103 55V54H102ZM222 55H224V56H222ZM232 55V54H231ZM234 55V54H233ZM236 55H238L239 56V54H236ZM248 55V54H247ZM247 55H246V58H247ZM49 56V55H48ZM47 56V57H48ZM55 56H57V55H55ZM110 56V55H109ZM207 56V55H206ZM208 56V57H209ZM218 56V57H217ZM227 56L229 57V55L227 54ZM238 56H237V58H238ZM36 57H37V55H36ZM47 57H45V58H47ZM98 57V56H97ZM104 57V56H103ZM113 57L115 58V55H113ZM136 57H137V55H136ZM140 57V56H139ZM208 57H206V58H208ZM222 57H224L223 59H221ZM227 57V58H228ZM233 57V58H232ZM231 58L232 59H234L235 58V56H232ZM240 57V56H239ZM251 57H253V59H254V55L253 56H251ZM259 56L257 55V54H255V58H258ZM263 57V56H262ZM53 59H55L54 57H52ZM93 58H95V57H93ZM108 58V57H107ZM117 58V57H116ZM197 58V57H196ZM231 58H228L227 60L229 61V59H231ZM249 59H250V56L248 57ZM248 58H247V60H248ZM264 58V57H263ZM39 59V58H38ZM42 59V58H41ZM97 59V58H96ZM99 59V60H100ZM112 59V58H111ZM139 59V58H138ZM198 59V58H197ZM232 59H231V61H232ZM243 59H245V58H243ZM37 60V59H36ZM44 60V59H43ZM56 60V59H55ZM59 60V59H58ZM98 60V61H99ZM103 60H105V59H103ZM129 60V59H128ZM126 60L127 62H129V61H131V60ZM133 60V59H132ZM203 60V59H202ZM227 60H224V62L223 63H225V61L228 63V61ZM235 60V59H234ZM251 60V59H250ZM260 60H262V59H260ZM40 61V60H39ZM50 61V60H49ZM48 61V62H49ZM53 61V60H52ZM102 61V60H101ZM107 61V60H106ZM188 61H190V60H188ZM194 61H196V60H194ZM199 61H201V60H199ZM206 61V60H205ZM209 60H207V62H208ZM236 61V60H235ZM232 62V63H234V64H236V62ZM237 61H240V60H237ZM246 61V60H245ZM255 61V60H254ZM56 62V61H55ZM104 62V61H103ZM103 62H100V63H103ZM193 62V61H192ZM203 63H205L204 61H202ZM241 62H242V59H241ZM36 63H38V62H36ZM35 63V64H36ZM57 63V62H56ZM105 63V62H104ZM114 63H116V62H114ZM130 63V62H129ZM154 63V64H155ZM179 63H180V61H179ZM186 63V62H185ZM188 63V62H187ZM190 64H191V62H189ZM196 63V62H195ZM220 63H222V62H220ZM227 63H225V64H223L224 65V67H225V65L227 64ZM230 63V62H229ZM232 63H230V64H232ZM245 63H248V62H245ZM3 64V63H2ZM39 64H41V61H40V63ZM119 64H120V62H119ZM156 64H155V67H156ZM183 64V63H182ZM198 64H200V65H197L196 64V66H199V67H196L197 69L198 68H200L201 67V62L200 63H198ZM209 64V63H208ZM214 64H213V66H214ZM219 64V63H218ZM229 64V65H230ZM234 64H232V66L234 65ZM260 64V63H259ZM263 64H264V62H263ZM262 64V65H263ZM1 65V64H0ZM52 65H53V63H52ZM64 65H65V63H64ZM101 65H103V64H101ZM106 65V64H105ZM108 65H109V63H108ZM108 65H107V67H108ZM152 65H153V63H152ZM159 65L161 66V63L159 62ZM184 65H186V64H184ZM184 65H182V66H184ZM203 65H206V64H203ZM228 65V66H229ZM242 65V67L244 66L243 65V63L241 64ZM2 66H4V65H2ZM0 67L1 69H3V67ZM6 66V65H5ZM31 66H34V64L33 65H31ZM44 66H47L48 67V65H47V63L44 65ZM54 66H57V65H54ZM171 67L170 68H173L172 66H174V65H170ZM179 66V65H178ZM177 65H176V67H178ZM189 66V65H188ZM207 67H208V65H206ZM239 66H240V64L238 65V66H234L233 68H235V67H238V69H239ZM28 67H27V69H28ZM37 67V66H36ZM38 67H40V66H38ZM37 67V69L36 68H34L35 70H39V71H41L43 68L42 67H40V68H38ZM50 67H52V66H50ZM57 67H59V66H57ZM62 67V66H61ZM102 67V66H101ZM105 67V66H104ZM164 67V68H165ZM168 67V66H167ZM190 67V66H189ZM194 67H195V64H194ZM203 67V66H202ZM212 67V66H211ZM219 67H222L221 65L219 66ZM241 67V68H242ZM263 67H264V65H263ZM31 68H33V67H31ZM52 68H54V67H52ZM52 68H50V69H52ZM103 68V67H102ZM109 68V67H108ZM110 68H111V65H110ZM113 68H115V67H113ZM157 68H159V66H157ZM188 68V67H187ZM206 68V67H205ZM210 68V67H209ZM213 68H216V66H214ZM212 68V69H213ZM226 68V67H225ZM232 67H231V70L233 69ZM240 68V69H241ZM5 69H7V68H5ZM45 69V68H44ZM49 69V68H48ZM58 69V68H57ZM68 69V68H67ZM107 69V68H106ZM185 69V68H184ZM183 69V70H184ZM195 69V68H194ZM217 70H213V72L214 71H217L216 73L218 74L219 72H221L220 70H223V72L224 71H228V70H224V68H216ZM228 69L230 70V68L228 67ZM236 69V68H235ZM237 69V70H238ZM26 70V69H25ZM162 70H164V69H162ZM161 70V71H162ZM167 70H168V68H167ZM166 69L164 70V71H167ZM169 70H174L175 71V69H169ZM188 70V69H187ZM201 70L203 71V69L201 68ZM206 70H210V69H206ZM242 70V69H241ZM255 70V69H254ZM254 70H252V71H250V73H248L249 74V77L247 78V79H249L250 80V82L251 83H256L257 82V80H258V76H257V72L256 71H254ZM2 71H4V70H2ZM2 71H0L1 73H3ZM6 71V70H5ZM27 71V70H26ZM33 71V70H32ZM58 71V70H57ZM60 71V70H59ZM63 71V70H62ZM105 71V70H104ZM104 71L102 70V72L104 73ZM107 71V70H106ZM108 71H110V70H108ZM161 71H159L160 73L159 74H161ZM234 71V70H233ZM233 71H231V72H233ZM11 72V71H10ZM27 72H30V71H27ZM71 72V71H70ZM168 72V71H167ZM177 72V71H176ZM178 72H181V71H178ZM184 72V71H183ZM195 72V71H194ZM212 72V73H213ZM225 72V73H226ZM237 72H241V71H237ZM236 70H235V75H236ZM23 75H24V73L23 72H21ZM100 73V72H99ZM163 73V72H162ZM189 73V72H188ZM211 73V74H212ZM215 73V74H216ZM242 73V72H241ZM246 73V72H245ZM8 74H9V72H8ZM27 74V73H26ZM26 74H25V79L26 80H28L27 78L28 77H26ZM39 74V73H38ZM106 74V73H105ZM109 74V73H108ZM142 74V73H141ZM166 74V73H165ZM168 74L169 75H172V73L170 74V72H168ZM175 74H179V73H175ZM182 73H180L179 75H181ZM187 74V73H186ZM190 74V73H189ZM204 74H206V72H204ZM209 74H210V72H209ZM216 74V75H217ZM223 74V73H222ZM222 74H220L219 73V75H221V76H223V78L224 79H222L223 81H220V82H222V83H225L226 81H225V79L227 78H230L229 76L227 77V73L226 74H224V75H222ZM244 74V73H243ZM12 75V74H11ZM20 75V74H19ZM31 76H33L32 74H30ZM37 75V74H36ZM35 75V76H36ZM107 75V74H106ZM105 75V76H106ZM135 75H137V78H139L138 76L140 75V72H135ZM162 75V74H161ZM160 75V76H161ZM193 75V74H192ZM194 75H195V73H194ZM208 75V74H207ZM226 75V77H224ZM234 74H232V75H230L231 76V78L233 77V76H235ZM238 75H240V74H238ZM242 75V74H241ZM7 76V75H6ZM17 76V75H16ZM15 76V77H16ZM29 76V75H28ZM100 76H103V75H100ZM165 76V75H164ZM190 76V75H189ZM189 76L187 75V76H185V77H187V78H189ZM213 76H215V75H213ZM11 77H13V76H11ZM20 77V76H19ZM23 77V76H22ZM108 77V76H107ZM185 77H182V79L183 80H180L181 81V83H184L185 84V82H183V81H185ZM191 77V76H190ZM196 77V76H195ZM194 77V78H195ZM1 78V77H0ZM8 78V77H7ZM7 78H6V80H7ZM21 78V77H20ZM19 78V79H20ZM32 78V77H31ZM106 78V77H105ZM210 78H213L212 77V75L210 76ZM216 78V77H215ZM220 78H222V77H220ZM235 78V77H234ZM234 78H232L233 80H234ZM238 78V77H237ZM237 78H236V81H235V83L237 82V84H239V80H237ZM240 78V77H239ZM238 78V79H239ZM3 79V78H2ZM12 79V78H11ZM135 79V78H134ZM133 79V80H134ZM174 81H176V78L174 77ZM181 79V78H180ZM190 80H192L191 78H189ZM189 79H186L187 81L189 80ZM197 79H198V77H197ZM197 79L196 80H192V82L190 83V85L189 84H187L188 86L185 88L184 87V85H180L179 84V81H177L178 82V84L179 85H177V86H183V88H184V90L182 91V94H183V98H182V100H178V101H181V103L182 102H184L183 103V105H184V107L183 108H187V109H185V111H183L182 110V112H186L185 114H187V110H189L191 113H192V117H193V119L194 120H197V122H199V121H201V120H203V118H204V116H206V113H205V111L206 110H203V108H205L208 104H211V103H209V102H213V101H210L211 99H214L213 97H211V96H213L212 95V93L211 92H209L210 91V89H208L207 87H206V85H205V81L203 82V81H201V80H199V81H197ZM201 79H203V78H201ZM243 79H245V78H243ZM243 79H240V80H242V82H240V87L241 88H244V92L242 91V89H241V91H242V93L243 94H241V93H239V94H241V95H244L245 96V94L247 95L248 94V91H247V93H246V87L245 86H247L249 83L247 82V80H245L246 82H247V84L243 81ZM14 80V79H13ZM15 80H18V79H15ZM14 80V81H15ZM20 80H22V79H20ZM109 80V81H108ZM179 80V79H178ZM231 80V79H230ZM233 80H231V81H233ZM248 80V81H249ZM10 81V80H9ZM13 81V82H14ZM31 81V80H30ZM218 81V79L216 80V82ZM13 82H11V83H13ZM24 82L26 83L27 81H25L24 80ZM23 82V83H24ZM32 82V81H31ZM37 82V81H36ZM212 82V81H211ZM230 82V81H229ZM229 82H228V84H229ZM244 82V83H243ZM8 83V82H7ZM16 83H18V81H16ZM21 81L19 82V84H17V85H20L21 86ZM28 83V82H27ZM227 83V82H226ZM4 84H6V83H4ZM212 84H214V82H212ZM246 84V85H245ZM7 85V84H6ZM12 85V84H11ZM13 85H14V83H13ZM17 85H14V86H16L15 88H17ZM24 85H26V84H24ZM24 85L23 86H21V87H24ZM30 85H31V83H30ZM29 85V86H30ZM215 85H217V84H215ZM231 85H235L234 84V82H232L231 83ZM8 86V85H7ZM13 86V87H14ZM37 86V88L36 89H38V85H36ZM176 86V87H177ZM186 86V85H185ZM222 86V85H221ZM233 86H232V89H233ZM9 87H11V86H9ZM234 87H237V85L236 86H234ZM248 87V86H247ZM250 87V86H249ZM25 88V87H24ZM27 88V87H26ZM33 88V87H32ZM178 88H180V87H178ZM183 88H181V89H183ZM207 88V89H206ZM238 88V87H237ZM12 89H14V88H12ZM35 89V90H36ZM234 89H236V88H234ZM249 89V88H248ZM253 89V88H252ZM264 89V88H263ZM20 90H22V89H20ZM31 90V89H30ZM178 90V89H177ZM254 90V89H253ZM34 91V90H33ZM40 91H37L38 93H40ZM237 91H238V89H237ZM23 92H24V90H23ZM179 92V91H178ZM223 92V91H222ZM253 92H255V91H253ZM253 92H250L249 93V96L248 97H250L251 99H249V100H252V101H254L253 103L254 104H256L255 102H257V100H253L252 99V97L251 96H254V95H250V94H252ZM260 92V91H259ZM173 93V92H172ZM171 93V94H172ZM225 93V92H224ZM226 93H228V91H226ZM232 93H236L234 90L232 91ZM231 93V94H232ZM257 93V92H256ZM131 95V96H133V98H131V99H129V98H126V95ZM168 94V93H167ZM175 94H176V92H175ZM238 94V95H239ZM254 94V93H253ZM260 93H258V95H259ZM2 95V94H1ZM1 95H0V97H1ZM157 96H159L158 94H156ZM166 95V94H165ZM164 95V96H165ZM222 95H226V94H222ZM221 95V96H222ZM233 95H236V94H233ZM233 95H232V97H233ZM262 95H263V93H262ZM157 96H155V97H157ZM169 95H167V97H168ZM174 96V94L172 95V97ZM178 96H179V94H178ZM218 96H220V95H218ZM229 96V95H228ZM228 96H226V97H228ZM244 96H242V97H244ZM246 96V101H247V99H248V97ZM15 97V96H14ZM232 97H230V98H232ZM236 97H238V96H236ZM240 97L241 96H239V98H237V100L235 101V99H233V100H231V101H234V102H236V104H234L233 103V105H230V106H233L232 108H234V106L235 105H238L239 103L241 104V103H244V100L242 101V102H239L238 103V101H240V100H242V99H240ZM255 97H257V96H254V99H255ZM259 97V96H258ZM262 97V96H261ZM169 98H171V96L169 97ZM168 98V99H169ZM178 98H180V97H178ZM172 99V98H171ZM181 99V98H180ZM240 99V100H239ZM258 99V98H257ZM2 100V99H1ZM91 100V99H90ZM100 100H102V99H100ZM111 100V99H110ZM219 100H224V98H219ZM227 100L229 101L230 99H228L227 98ZM259 100V99H258ZM146 101V100H145ZM225 101V100H224ZM227 101V102H228ZM7 102V101H6ZM90 102V101H89ZM89 102H87V103H89ZM217 102H220V101H217ZM226 101L224 102V104H226L227 103ZM230 102V101H229ZM1 103V102H0ZM175 103V102H174ZM178 103H180V102H178ZM238 103V104H237ZM251 103V102H250ZM249 102L246 104V105H252L251 106V108H254L255 107V105L253 104V103H251L250 104ZM262 103V102H261ZM6 104V103H5ZM7 104H9V105H11L10 103H7ZM93 104H97L96 102L95 103H93ZM92 104V105H93ZM222 104V103H221ZM223 104V105H224ZM230 104V103H229ZM257 104H258V102H257ZM256 104V105H257ZM87 105V104H86ZM173 105V104H172ZM176 105V104H175ZM178 105V104H177ZM182 105V104H181ZM243 105V104H242ZM245 105V104H244ZM246 105L244 106L245 108H250L249 106H247L246 107ZM263 105V104H262ZM2 107L4 106L3 105V103H2V105H1ZM0 106V107H1ZM88 106H90V105H88ZM94 106V105H93ZM210 106V105H209ZM259 106H261V105H259ZM258 106V108H255V110L254 109H250V112L252 111V110H254V113H256L255 111L257 110L258 111V109L260 108ZM4 107H6V105L4 106ZM8 107H10V106H8ZM176 107H179V108H182V107H180V105L179 106H176ZM212 107H213V105H212ZM212 107H211V110H212ZM226 107H228V106H226ZM243 107V106H242ZM87 108V107H86ZM109 108V107H108ZM210 108V107H209ZM209 108H206V109H209ZM224 108H225V106H224ZM231 108V107H230ZM230 108L228 107V113L230 114V113H232V111H233V109H232V111L230 112ZM239 108H240V106H239ZM245 108H243L244 109V111L246 110ZM264 108V106L263 107H261L260 108V111L261 110H264L263 109ZM0 109H3V108H0ZM100 109H103V108H100ZM176 109V108H175ZM226 109V108H225ZM236 109H238L237 107H235V110ZM6 111L5 112H7V111H12L11 109L10 110H7V107H6V109H5ZM83 110H86V109H83ZM90 110V109H89ZM99 110V109H98ZM170 110H172V109H169L168 111H170ZM211 110H209V112H211ZM240 110L241 109H239L238 111L240 112ZM165 111V110H164ZM173 111V110H172ZM172 111L170 112V113H172ZM225 112H227L226 110H224ZM223 111V112H224ZM237 111V112H238ZM242 111V110H241ZM260 111H258V113L260 112ZM2 112H3V110H2ZM13 113H14V111H12ZM11 112V113H12ZM207 112V111H206ZM234 112V111H233ZM247 112V111H246ZM246 112H245V115H242V113H241V115H242V118H243V120H242V118H241V115H240V117H238V116H236L237 118H239V119H237V120H242V121H244V119H245V117H247L245 120H247L248 119V116H250L251 117V119L248 121V122H250L253 118H254V121H259L258 123H260L262 120H264V119H262V120H256V116H258V117H263L264 118V115L261 113H259L261 116H259V115H256V114H250V112H249V110H248V112L249 113H247L246 114ZM262 112V111H261ZM10 113V114H11ZM131 113V112H130ZM176 113H178V112H176ZM176 113H173V114H171V115H173V116H169V117H174L175 116V114ZM180 113L181 112H179L178 114L180 115ZM189 113V112H188ZM191 113H189V114H191ZM244 113V112H243ZM251 113H253V112H251ZM263 113H264V111H263ZM3 114H5V113H3ZM8 115H9V113H7ZM15 114V113H14ZM112 114V113H111ZM127 114V113H126ZM178 114H176L177 116H178ZM188 114V115H189ZM211 114V113H210ZM222 114V113H221ZM6 115V114H5ZM79 115H81V114H79ZM133 115V114H132ZM169 115V114H168ZM182 115H183V113H182ZM182 115H181V117H179V118H181L182 119ZM231 115V114H230ZM232 115H234V113H232ZM238 115V114H237ZM247 115V116H246ZM253 115H255L254 117H252ZM10 116V115H9ZM9 116H5V117H9ZM68 116V115H67ZM86 116H88V117H86ZM90 116V117H89ZM93 116V117H92ZM136 116V115H135ZM175 117L174 119H179L178 117ZM185 116V115H184ZM226 116H228V115H226ZM226 116H225V118H226ZM4 117V116H3ZM12 117V116H11ZM84 116H82V118H83ZM187 117V115L185 116V118H184V120H187L188 119V121L189 122H191L190 120H189V118H186ZM191 117V116H190ZM231 117H234V116H231ZM257 117V118H258ZM64 118V117H63ZM67 118H69L70 119V117H66V119ZM75 118V117H74ZM80 119V121H83L82 119H81V116H77L76 115V119ZM168 118V117H167ZM230 118V117H229ZM228 118V119H229ZM173 119V118H172ZM227 119V118H226ZM225 119V123H227V121L228 120H226ZM234 119V118H233ZM4 120H6V119H4ZM9 120V119H8ZM72 120H73V118H72ZM71 120V121H72ZM89 120V119H88ZM94 120H96V119H94ZM98 119L96 120V122H94V123H99V122H101V121H99ZM230 121L229 122H231V119H229ZM235 120V119H234ZM234 120H232L233 122H231V124H233V123H235L236 121H234ZM3 121V120H2ZM10 121V120H9ZM68 121H70V120H68ZM74 121H76V120H74ZM172 121H174V120H172ZM181 121V120H180ZM219 121V120H218ZM242 121L240 122L239 121V124H241L242 123ZM4 122V121H3ZM91 122V121H90ZM104 122V121H103ZM102 122V123H103ZM119 124H118V123ZM168 122H170L169 120H168ZM179 123L178 121H174V123ZM187 121H185V123H186ZM194 123L196 122V121H193ZM220 122V121H219ZM253 122V121H252ZM252 122H250V123H252ZM7 123H9V122H7ZM75 123H77V122H75ZM84 123H88V121H86V122H84ZM101 123V124H102ZM107 124H108V122H106ZM111 123V122H110ZM185 123H184V125H185ZM224 123V125L226 126L227 124H230V123H227V124H225ZM237 123V122H236ZM247 124V122H243V124ZM254 123V122H253ZM262 123V122H261ZM51 124H53L52 123V121H51ZM78 124H81V123H77V125ZM82 124H83V122H82ZM81 124V125H82ZM168 124V123H167ZM172 124H173V122H172ZM180 124V123H179ZM187 124V123H186ZM191 124V123H190ZM217 124V123H216ZM220 124V123H219ZM218 124V125H219ZM228 125V126H233V125H236V124H233V125ZM239 124L237 123V125L239 126ZM246 124H245V127L244 126H240V127H236V129H235V131H228L226 134H224V132H223V135L225 136V135H228L227 137H229V134H230V137L229 138H227V140H229V142L227 143V141H225V139H221L222 137H221V135H220V137H219V139H217L218 140V142L216 143V141L214 142H212V144L211 143H206V144H204L203 145V152H205V157H206V160H208L210 163H208V164H212V165H216V166H219V165H217V164H219V163H221V164H224L225 165V161H220V160H225V156H226V154H224V153H226V152H223V150H226V148L225 147H223V148H225V149H223V150H221L220 149V147H218V145L219 144H221V141H220V143H219V140H223V141H225L226 143H227V145L228 144H231V147H234V148H236L235 146L241 141V143L244 141V139L245 138H247V135L245 136L244 134H245V132H244V130H246V129H248V126H246ZM254 124H256V123H254ZM3 125V124H2ZM76 125V124H75ZM84 125V124H83ZM99 125V124H98ZM104 125V124H103ZM176 125H178V124H176ZM183 124H182V122H181V125L180 126H182ZM189 124H187L186 125V127H189L188 126ZM195 125V124H194ZM208 125V124H207ZM257 125V124H256ZM255 125V126H256ZM261 125V124H260ZM260 125H257L258 127L260 126ZM10 126V124L9 125H7V128ZM68 126H69V124H68ZM72 126V125H71ZM94 126H97V125H93V127ZM172 126H175L174 124L172 125ZM179 126V125H178ZM215 126V125H214ZM223 126V125H222ZM224 126V127H225ZM252 126H253V124H252ZM252 126H249V127H252ZM254 126V127H255ZM263 126V128H264V125H262ZM4 127V126H3ZM75 127V126H74ZM87 127V126H86ZM90 127V128H89ZM89 127H87V129L89 128V129H91V131H92V124H91V126H89ZM99 127V126H98ZM98 127H96L97 129H95V130H97L98 131ZM102 127V126H101ZM169 127H171V126H169ZM204 127H206L207 128V126H204ZM203 127V128H204ZM219 127H221L220 125H219ZM219 127H218V130L220 131L221 129H219ZM223 127V128H224ZM5 128V127H4ZM82 128V127H81ZM105 127H103V128H101V129H99V132H97L94 136H89V135H87V136H89V137H84V138H82V139H80L79 141H74L75 143H73V146H71V147H68V148H65V149H59L58 151H60V152H58L57 154L55 153V155H53V157L48 161V166L50 167V170L52 171V173L53 174H55L56 175V180L61 184V185H65V184H68V183H71L74 179H75V177H77V176H79L80 175V173H82L83 172V170H87L88 168H90V167H93L94 165H95V163L96 162H98V161H101V160H103V158L106 156V155H110V154H113L114 153V151L115 150H117V151H121V153H123V155H125V154H127V152H129V149H127L129 146H126V145H128V144H126L127 142H126V139H125V136H123V135H121V134H119L118 132H117V130L116 129H113V130H111V128H109L110 129V131L109 130H104V131H100V130H102V129H104ZM173 128V127H172ZM182 128V127H181ZM185 128V127H184ZM222 128V127H221ZM228 128L229 127H227V128H224V129H222V130H224V131H227L228 130ZM233 128H235V127H233ZM232 127H230V129H233ZM245 128V129H244ZM263 128H261V126H260V129H262V130H260L259 128H257V127H255V129L254 130H256L255 132H254V130L251 128H249V130H252L253 132H254V138H252V139H255L254 141L252 140V142L250 143V145L251 144H254V145H256L255 143H253V142H255L257 139L255 138V134H257L256 132H259V134H258V136L260 137V133H262L264 130H263ZM9 129H11V128H9ZM78 129H79V127H78ZM107 129V128H106ZM168 129H170V128H168ZM174 130H177L178 131V129H180V128H178V129H176L175 127L173 128ZM202 129V128H201ZM201 129H199V130H201ZM0 130H2L1 128H0ZM6 130V129H5ZM82 130V129H81ZM173 130V131H174ZM191 130V129H190ZM195 130V129H194ZM216 130V129H215ZM221 130V131H222ZM234 130V129H233ZM248 130V131H249ZM258 130H260V131H262V132H260V131H258ZM4 131V130H3ZM7 131H9V130H7ZM24 131V130H23ZM23 131H21L19 134H17V135H21V134H23V133H25V132H23ZM27 131V130H26ZM84 131V130H83ZM131 131H129V133L131 132ZM136 131V130H135ZM135 131H134V133H135ZM159 131V130H158ZM158 131H155V134H156V132L157 133H160V132H163V131H160V132H158ZM168 131L170 132V130H166V132L168 133ZM172 130H171V132H173ZM185 131H187V130H185ZM198 131V130H197ZM196 131V132H197ZM212 131V130H211ZM210 131V132H211ZM248 131L246 132V133H248ZM96 132V131H95ZM206 132H208V131H206ZM252 132V133H253ZM132 133V132H131ZM181 133V132H180ZM187 133V132H186ZM191 133V132H190ZM221 133V132H220ZM233 133V134H232ZM92 134H94V133H92ZM135 134H138V132L137 133H135ZM162 134V133H161ZM169 134L170 133H168V136H169ZM172 134H175L174 132L172 133ZM172 134H170L171 136H172ZM189 134V133H188ZM222 134V133H221ZM263 134V133H262ZM24 135V134H23ZM23 135H21V136H23ZM142 136H148L147 134H141ZM139 136V137H142V136ZM157 135V134H156ZM159 135V134H158ZM163 135V134H162ZM164 135H166L165 137H167V134H164ZM198 135H201V133L200 134H198ZM214 135V134H213ZM84 136H86V135H84ZM131 136V135H130ZM137 136V135H136ZM150 136H152V135H150ZM149 136V137H150ZM161 136V135H160ZM248 136L250 137L251 136V134H250V131H249V134H248ZM263 136V135H262ZM161 137H164V136H161ZM165 137H164V139L162 140L161 138V140L163 141V143L165 142V141H167L168 139H165ZM173 138H174V136H172ZM181 137V136H180ZM190 137V136H189ZM206 137V136H205ZM211 137L213 138V136L211 135ZM211 137H208V138H211ZM153 138V137H152ZM155 138V137H154ZM156 138H158V137H156ZM168 138V137H167ZM178 138V137H177ZM183 137H181V139H182ZM204 138V137H203ZM207 138V139H208ZM264 138V137H263ZM139 139V138H138ZM141 140L143 139V138H140ZM147 139V138H146ZM179 139V138H178ZM177 139V140H178ZM184 139V138H183ZM250 139V138H249ZM249 139H245V140H249ZM144 140V139H143ZM209 140H211V139H209ZM155 141H157V139H155ZM176 141V140H175ZM182 141H184V140H182ZM204 141V140H203ZM202 141V142H203ZM234 141H236V142H234ZM257 141H259L260 142V140H257ZM126 142V143H125ZM147 142H148V140H147ZM161 142V141H160ZM181 142V141H180ZM186 141H184V143H185ZM190 142V141H189ZM199 142V141H198ZM247 142V141H246ZM246 142H244V144L246 143ZM258 142V144H260V145H262L261 143H259ZM263 142V141H262ZM156 143H159L158 141L156 142ZM172 143H175V142H171L170 144L168 143L167 145H168V148L166 149V147H164L166 150H168L167 152V154H168V156H170V154H173L174 152H173V150H174V148H177L178 149V147H175L174 145H176V144H172ZM179 143V142H178ZM177 143V144H178ZM183 143V142H182ZM237 143V144H236ZM257 143V142H256ZM188 144V143H187ZM222 144H223V142H222ZM221 144V145H222ZM225 144V143H224ZM234 144H236L235 146H233ZM256 145V146H260V145ZM53 145V144H52ZM69 145H70V143H69ZM68 145V146H69ZM72 145V144H71ZM155 145H159L158 147H161L162 145H164V144H162V145H160V144H155ZM179 145H181V143L179 144ZM189 145V144H188ZM188 145L187 146H185V147H188ZM226 145V146H227ZM238 145H241V144H238ZM250 145H248V146H250ZM184 146V145H183ZM220 146V145H219ZM225 146V145H224ZM230 145H228L227 147H229ZM242 146V145H241ZM247 146V145H246ZM247 146V147H248ZM256 146H254V148L256 147ZM49 147V146H48ZM50 147H52L51 146V144H50ZM151 147H153L152 146V144H151ZM240 147V146H239ZM262 147H263V145H262ZM261 147V148H262ZM162 148H163V146H162ZM163 148V149H164ZM240 148H244L243 146L242 147H240ZM240 148H238V150L240 149ZM259 148V147H258ZM152 149H154V148H152ZM183 149L185 150L186 148H184L183 147ZM190 149V148H189ZM233 148H230V150L232 151L231 153H233V150H232ZM247 150L248 149H252V148H246ZM245 149V150H246ZM188 150V149H187ZM238 150H236V152H238ZM242 150V149H241ZM244 150V149H243ZM253 150V149H252ZM255 150V149H254ZM253 150V151H254ZM156 152H158L157 150H155ZM179 152H181L182 153V151H180V150H178ZM190 151V150H189ZM255 151H257V149L255 150ZM261 151V150H260ZM57 152V151H56ZM154 152V151H153ZM155 152V153H156ZM186 152V151H185ZM188 152V151H187ZM186 152V153H187ZM235 152V149H234V153L233 154H235L236 153ZM246 152H249V153H251L250 152V150L249 151H246ZM175 153L177 154V151H175ZM186 153L184 154V155H186ZM228 153V152H227ZM242 153H244L245 154V152L243 151ZM188 154V153H187ZM199 154V153H198ZM247 155H248V153H246ZM155 155V154H154ZM164 156V158H166V154H163ZM174 156H176L175 154H173ZM189 155H190V157H191V154L189 153ZM202 155V154H201ZM237 155V157L239 158V159H237V161L239 160V162H241L240 163V166H238V170L240 171H242L243 172V174L241 173V175L243 176V175H245V174H247V172H249V171H247V170H245V169H247V167L249 166V165H251V164H248V166L246 165V163H242V160H244L243 159V157L241 156V154H240V151H239V153H237V154H235V156ZM247 155H244V156H246V158H249L250 160H255V159H253L252 158V156H249V157H247ZM157 156H160L159 154H157L156 156H153V157H157ZM173 156V157H174ZM179 156H182L183 158H185V159H187L185 156H183L182 154L181 155H179ZM188 156V155H187ZM172 157V156H171ZM171 157H169V158H171ZM189 157V158H190ZM203 156H201V158H202ZM236 157V158H237ZM254 157V156H253ZM168 158V159H169ZM193 158H195V157H193ZM235 158V157H234ZM233 158V159H234ZM235 158V159H236ZM245 158V157H244ZM255 158V157H254ZM156 159H158V158H156ZM179 159H181V158H179ZM233 159H231V161L233 160ZM249 159H247V160H249ZM44 160V159H43ZM162 160V161H161ZM198 160H202V159H198ZM218 161V163L217 164H213V163H215L214 161ZM249 160V161H250ZM46 161V160H45ZM160 161L161 162H164V160H163V158H161L160 159ZM188 161V160H187ZM186 161V162H187ZM190 161V160H189ZM230 161V162H231ZM234 162H235V160H233ZM44 162V161H43ZM42 162V163H43ZM183 162H185V161H183ZM229 162V160H228V164H226V167H227V165L229 166V164H232V165H234V162H232V163H230ZM248 162V161H247ZM159 163V162H158ZM165 163V162H164ZM176 163H177V161H176ZM200 163V162H199ZM155 164V163H154ZM153 164V165H154ZM156 164H157V162H156ZM155 164V165H156ZM172 164H174V163H172ZM177 164H179V163H177ZM183 164V163H182ZM187 164V163H186ZM195 164V163H194ZM221 164H220V166H221ZM34 165V164H33ZM40 165V164H39ZM44 165V164H43ZM43 165H42V167H43ZM45 165H47V164H45ZM44 165V166H45ZM153 165H151L152 167H153ZM159 165H161V164H159ZM181 165V164H180ZM203 165V164H202ZM202 165H199V166H201V167H204V166H202ZM209 165V166H210ZM223 165V166H224ZM175 166H176V164H175ZM178 166V165H177ZM186 166V165H185ZM191 166V165H190ZM189 166V167H190ZM213 166V167H214ZM215 166V168L216 169H220V166H219V168H217ZM247 166V167H246ZM150 167V166H149ZM167 167H170V166H167ZM174 167V166H173ZM173 167H171V168H173ZM180 167V166H179ZM249 167H251V166H249ZM33 168H37V167H33ZM45 168H47V167H45ZM163 168V167H162ZM193 168H194V166H193ZM197 168V167H196ZM210 168V167H209ZM211 168H212V166H211ZM210 168V171L213 173L214 171H215V169L214 170H212ZM224 168V167H223ZM228 168V167H227ZM29 169H31L30 167H29ZM152 168H150V170H151ZM177 169V168H176ZM203 169V168H202ZM222 169V168H221ZM233 169H236V167L235 168H233ZM49 169H47V171H48ZM149 170V169H148ZM159 170H160V168H159ZM158 170V171H159ZM162 170V169H161ZM168 170V169H167ZM166 170V168L164 169V173H166V175L167 174H169V177H171V176H173V173H175L176 172V170H175V168L174 169H170L171 171H169V172H166L167 171ZM179 170V169H178ZM193 170V169H192ZM206 170V169H205ZM237 170V169H236ZM236 170L235 171H233V172H236ZM245 170V171H244ZM27 171V170H26ZM146 171V170H145ZM184 171H185V169H184ZM199 171H201V169H199ZM203 171V170H202ZM207 171V170H206ZM247 171V172H246ZM32 172V171H31ZM144 172V171H143ZM147 172V171H146ZM163 172H161V173H163ZM178 172V171H177ZM189 172V171H188ZM198 172V171H197ZM209 172V171H208ZM216 172H217V174H216ZM219 171H215V173H213V175H215V177H211V179L213 178V179H215L216 178V180H213V181H216L217 182V184H222V183H220V182H224L225 183V181H222V180H224L223 178H222V175L220 174V173H218ZM220 172H223V171H221L220 170ZM145 173V172H144ZM160 174V175H156V176H154V178H157V176L158 177H160L161 175H165V174ZM239 173V172H238ZM250 173V172H249ZM156 174H158L157 172H156ZM184 174V173H183ZM236 174V173H235ZM49 175V174H48ZM143 175H145V174H143ZM175 175H177V174H175ZM174 175V176H175ZM241 175H238L239 177H241ZM248 175V174H247ZM27 176V175H26ZM31 176H33V175H31ZM36 176V175H35ZM39 176V175H38ZM41 176V178H40V180H49V177L48 176H46V175H40ZM246 176V175H245ZM245 176H243V177H245ZM163 176H161V178H162ZM165 177V176H164ZM180 177V176H179ZM239 177H235V179H237V178H239ZM166 178H167V176H166ZM176 178H177V176H176ZM187 178V177H186ZM249 178V177H248ZM165 179V178H164ZM184 178H182V179H179V180H183ZM247 179V178H246ZM246 179H244V180H246ZM157 181H160L161 179H156ZM162 180H163V178H162ZM161 180V181H162ZM178 180V181H179ZM238 180V179H237ZM239 180H241V179H239ZM248 180V179H247ZM247 180L245 181V182H241V185L240 184H238V186L240 185V189L239 190H234L233 192H230V193H232V194H230V193H227L228 194V196L229 195H231V197H232V200L234 199V200H236V198H234V196H236L237 197V199H241L242 200V202L244 203V194L245 195H247L244 191V189H248V187H246L247 185L249 186V181L247 182ZM164 181V180H163ZM166 181H168V180H166ZM211 181V180H210ZM213 181H211L210 183H212ZM56 182V181H55ZM169 182V181H168ZM238 183H239V181H237ZM247 182V183H246ZM165 183V182H164ZM167 183V182H166ZM171 183H172V181H171ZM179 183L180 184H183L182 182H180L179 181ZM213 183H215V182H213ZM236 183V182H235ZM153 184V183H152ZM158 184V183H157ZM156 184V185H157ZM162 184V183H161ZM154 185V184H153ZM184 185V184H183ZM182 185V186H183ZM216 185V184H215ZM214 184L212 185V186H215ZM218 185V186H219ZM226 184H224L223 186H225ZM155 186V185H154ZM165 188L167 187V186H165V185H163ZM169 186V185H168ZM174 186V188H175V186L176 185H173ZM220 187H222V186H220ZM220 187H215V188H218V189H220ZM234 187V186H233ZM98 188V186H93V187H91L90 185H80V186H78V187H76V188H72V190H71V192L69 193V195L67 196V203H68V205L75 211V212H77V214H78V216H79V218H82V220H84L85 221V226H88V227H90L94 232H96V231H98V230H100V229H102L103 227H105L104 226V222L102 221V216L100 215V212L97 210V207H98V205H99V201H100V198L103 196L102 195V190H104V188L102 187L101 189H97ZM172 188V187H171ZM183 188H185V187H183ZM195 188V187H194ZM194 188H192V190L194 189ZM214 188V187H213ZM222 188H224V187H222ZM168 189V188H167ZM181 189V188H180ZM247 189H246V191H247ZM187 190V189H186ZM38 191H39V189H38V186H37V183H36V181H30V182H25L21 187H20V189H19V196H18V200L21 202V203H23V202H28L29 200H31V199H33V197H35L36 196V194L38 193ZM183 191V190H182ZM216 191V190H215ZM214 191V192H215ZM223 191H225L224 189H223ZM223 191H218V192H220L221 194L223 193ZM179 192V191H178ZM185 192H187V191H185ZM185 192H182V193H185ZM227 192H228V190H227ZM244 192V193H243ZM216 193V192H215ZM225 193V192H224ZM234 194V196H232ZM4 195V194H3ZM175 195V194H174ZM186 195V193L182 196V197H180L179 195V197L178 196H176V202H178V208L180 209V210H182V211H179V212H177V217H179L178 215V213H181V212H184V210L185 211H188V212H191L192 211V213H195V210H193V209H190L191 207H189L188 205H187V203L185 202V200H187V199H184V197H186L185 196ZM189 195V194H188ZM220 195V194H219ZM214 196V195H213ZM220 196H222L223 197V195H220ZM3 197V196H2ZM1 197V198H2ZM216 197H219V196H216ZM216 197L213 199V200H215L216 199ZM221 197V198H222ZM247 197V196H246ZM0 198V237H3L4 239V242H6L7 243V245L9 246V248L11 249V250H17L18 248H20L22 245H24V243H25V241L27 240L26 238L27 237H32L33 239H35V238H38V239H40V238H48V237H53V236H56V235H61L63 232H65V230L68 228H70L69 226L67 227V226H62V225H48V223L47 222H45L44 223V221L43 220H41L40 219V217L39 216H36V217H33L30 221H25L24 220V218H23V216L21 215V213H20V211H19V204H16V205H18V207H16L15 205H14V203H12L11 201H3L2 199ZM179 198H181V200L179 201ZM221 198H219V201H221ZM228 197L226 196V199H227ZM6 198H4V200H5ZM12 199H14V198H12ZM175 199H173V200H175ZM182 199H184V200H182ZM229 200H230V197L228 198ZM245 199H247V198H245ZM216 200H218V199H216ZM239 200H237V201H239ZM240 200V201H241ZM244 200V201H243ZM257 200V199H256ZM255 200V201H256ZM218 201V202H219ZM224 201V200H223ZM228 201V200H227ZM227 201H225V202H227ZM237 201H235V202H237ZM240 201H239V203H240ZM253 201V200H252ZM255 201H253L251 204H253ZM16 202V201H15ZM176 202H175V204H176ZM217 202V201H216ZM222 202V201H221ZM220 202V203H221ZM229 202H233V201H229ZM228 202V203H229ZM251 202V201H250ZM18 203V202H17ZM256 203V202H255ZM213 205H214V203H212ZM222 204V203H221ZM219 204L220 206H217V207H220V208H222V206H223V208H224V206H226L225 205V203H224V205L222 204ZM227 204V203H226ZM251 204H249V205H251ZM159 205H162V204H160L159 203ZM177 205H176V207H177ZM187 206V207H189V209L188 210H186V207L185 206ZM229 205H232L231 203L229 204ZM249 205H247V207L249 206ZM260 206L262 205V207H263V203L262 204H259ZM164 206H166V205H164ZM164 206H161V207H164ZM174 204H173V208H174ZM228 206V205H227ZM226 206V207H227ZM232 206H236V208H233L234 210L235 209H238L239 207V205L238 204H235V205H232ZM160 206H158V209H156L157 211H159L160 213H162L163 211H160L159 210V208H161ZM210 207V206H209ZM255 207V206H254ZM261 207V208H262ZM166 208V207H165ZM178 208H176V209H178ZM206 208H208V206H206ZM213 208V207H212ZM228 208H230V207H228ZM256 208V207H255ZM254 208V209H255ZM259 207L257 206V209H258ZM178 209V210H179ZM243 209V208H242ZM173 210V209H172ZM177 210V211H178ZM203 210H205V209H203ZM203 210H201V212H199V214H201L202 212H205V211H207V210H205V211H203ZM212 210V214H214L213 213V211H214V209H211ZM210 209H209V211L208 212H210L211 211ZM215 210H217V209H215ZM252 209H250V211H251ZM30 211H32L31 212V214H34V212L36 211L35 210V207L34 208H31V210ZM194 211V212H193ZM198 211H200V210H198ZM226 212V211H224V210H221V215L223 214V212ZM245 211H247V209L245 210ZM245 211H243L244 212V215H245ZM249 211V210H248ZM249 211V213H250V215H248L247 217H249L248 219L249 220H247V221H251L250 220V216L252 215V214H254V212L252 213V212H250ZM253 211V210H252ZM256 211V210H255ZM259 211H261V210H259ZM259 211H256V213L257 214H259ZM262 211H264L263 209H262ZM261 211V212H262ZM165 212V211H164ZM175 212L176 211H174V212H172L171 214H175ZM217 212V211H216ZM218 212H220V210L218 211ZM231 212V211H230ZM157 213L158 212H156L155 214H156V216H158V217H160L159 218V220L160 219H162V217H161V215L159 216V214L157 215ZM192 213H189V214H192ZM205 213H207V212H205ZM235 213V212H234ZM254 214V215H257V214ZM262 213H264V212H262ZM262 213H260L259 215H258V217L260 216L261 217V215H262ZM169 214V213H168ZM198 214V215H199ZM224 214H229L228 213V210H227V212L226 213H224ZM237 214V213H236ZM146 215H150V214H146ZM195 214H193L192 216H194ZM211 215V214H210ZM219 215H220V213H219ZM233 215V214H232ZM232 215H230V216H232ZM243 214H241V215H239V220H242V218L241 217H244V219L246 220L247 219V217H245V216H242ZM176 216H174L175 218H176ZM201 216V215H200ZM223 216H225V215H223ZM236 216H238V215H236ZM253 216V215H252ZM251 216V217H252ZM264 216V215H263ZM149 217H151V218H147V216L145 217V214H142V218H141V220H139V222L137 221V226H135V227H132V228H129V229H125V231H127V236H126V238L125 239H129V241H128V244L126 243V246L128 247L127 249H125L121 254H123V255H121V256H124L126 259H124V260H122V262L121 263H118V262H113L114 264H152L151 263V259H155L156 257H157V254H159V252L157 253L155 250V248L157 247L158 248V246H160V245H158V246H154V247H151L150 245H147L148 244V242L150 241V240H152L153 239V237H154V234H156V233H158L157 232V230H158V228L159 229H161L160 227H162L163 226V222L161 221L160 222V224H162V225H160L159 224V226L160 227H155V228H157V229H154V227H153V222H150V221H148V219H153V217L152 216H149ZM165 217V216H164ZM184 218H185V216H183ZM189 219L190 218H192L191 217V215L190 216H187ZM195 217H197V215L195 216ZM195 217H193V219L194 220H197ZM212 217H214V215L213 216H211V218ZM256 217V216H255ZM258 217H256L257 219H258ZM170 218V217H169ZM171 218H172V216H171ZM170 218V219H171ZM182 218V216L180 217V219ZM198 219L200 218V217H197ZM222 218H225V219H227V217H222ZM253 218V217H252ZM251 218V219H252ZM155 219L156 218H154L153 220L155 221ZM158 219V218H157ZM179 219V218H178ZM192 219V220H193ZM202 219V218H201ZM200 219V222H201V224H200V222H199V225L200 226H202L203 224H202V222H203V220H201ZM205 219V218H204ZM214 219V218H213ZM215 219H220V218H215ZM214 219V220H215ZM237 219V218H236ZM256 219V220H257ZM260 219L261 218H259V220H257L258 222L260 221ZM159 220H157V221H159ZM192 220L190 221V222H188V224H191V222H192ZM210 220V219H209ZM146 221H148V222H150V224H151V229L149 228V225L150 224H148V222H147V225H146ZM157 221L155 222V224L157 225ZM164 221V220H163ZM205 221H206V219H205ZM205 221H204V224H205ZM212 221V220H211ZM220 221V220H219ZM227 221V220H226ZM239 222V225H241V226H244L243 224H246L247 226H249L250 227V225H248L249 224V222ZM252 221H255V218H253V220ZM261 221H264V220H261ZM217 222V221H216ZM232 222V224H235V222H233V221H231ZM136 224V223H135ZM134 224V225H135ZM194 224H195V222H194ZM193 224V225H194ZM252 224H253V222H252ZM259 224H260V222H259ZM76 225V224H75ZM177 225H179V226H181L180 224H177ZM192 225V226H193ZM208 225V224H207ZM229 225H230V222H229ZM237 225V224H236ZM261 225H263L262 224V222H261ZM155 226V225H154ZM171 226H173V224L172 225H170V227ZM176 226V225H175ZM191 226V227H192ZM206 226V225H205ZM219 226V225H218ZM238 226V225H237ZM258 226V225H257ZM257 226L255 227V228H257ZM71 227H73V225L71 226ZM76 227V226H75ZM147 227H148V229H147ZM153 227V228H152ZM170 227H168V228H170ZM204 227V226H203ZM236 227V226H235ZM261 227H264V226H261ZM172 228H174V227H172ZM177 228H179V227H177ZM181 228H182V226H181ZM200 228V227H199ZM202 228V227H201ZM223 228V227H222ZM227 228V227H226ZM231 228V227H230ZM242 228H247V227H242ZM241 227L238 229V230H241L242 229ZM251 228H253V226L251 227ZM164 229V228H163ZM167 229V228H166ZM171 229V228H170ZM194 228H192L191 230H193ZM195 229H197V228H195ZM220 229V228H219ZM243 229V230H244ZM156 230V231H155ZM165 230V229H164ZM168 230V229H167ZM172 230H174L175 232H180V231H178V230H176V229H172ZM201 230V229H200ZM226 230V229H225ZM232 230V229H231ZM245 230H247V229H245ZM258 230V229H257ZM256 230V231H257ZM261 230V229H260ZM264 230V229H263ZM263 230H261V232L263 233ZM159 231V230H158ZM194 231V230H193ZM193 231H191V232H193ZM196 231V230H195ZM209 231V230H208ZM242 231V230H241ZM121 232V231H120ZM142 232H145V234L144 235H141L142 234ZM166 232V231H165ZM168 232V231H167ZM166 232V233H167ZM204 232H206V231H204ZM210 232V231H209ZM226 232H228V231H226ZM230 232H232V231H230ZM236 232V231H235ZM195 233V232H194ZM194 233H193V235H194ZM123 234L124 233H122L121 235H122V237H124L123 236ZM224 234H226V233H224ZM20 235H23L24 237H22V238H20L19 236ZM121 235H119V236H121ZM173 235H175V234H173ZM173 235H171V237L173 236ZM178 235V234H177ZM196 235V234H195ZM200 235H202V234H200ZM205 235H207V233H205ZM165 237H163V243H162V246H163V249L165 248V245L166 244H168V245H166V246H169L170 248L172 247V246H175L174 248H176L177 249V247L180 245V243H179V245L177 244V242H178V240H172V241H169V238H168V240H167V237H168V234H165L164 235ZM261 236V235H260ZM58 237V236H57ZM94 237V236H93ZM115 239H118V238H116L115 236H113ZM112 237V240L114 239ZM193 237V236H192ZM191 237V239H188L187 240V242L186 243H184V241H180L182 244H183V246H184V244H185V246L186 245H188V242H190L189 240H192L191 242H194V239L195 238H192ZM60 238V237H59ZM59 238H57V239H59ZM88 238V237H87ZM86 238V239H87ZM90 238V237H89ZM199 238V236L198 237H196V239H198ZM205 238V237H204ZM208 238V237H207ZM258 238V237H257ZM76 239V238H75ZM82 239V238H81ZM86 239L84 240V241H86ZM215 239V238H214ZM60 240V239H59ZM62 240V239H61ZM73 240L74 239H72V241L71 240H69V241H71V245L70 246H72L73 245V243H75V242H73ZM76 240H78L79 241V239H76ZM75 240V241H76ZM83 240H81L82 242V244L84 243V244H86V242H84ZM92 241H94L93 239H91ZM199 240V239H198ZM197 240V241H198ZM210 241H211V238L209 239ZM247 240V239H246ZM258 240V239H257ZM259 240L261 241V250L263 251V255H264V233L262 234V236L259 238ZM258 240V241H259ZM69 241L68 242H66V240H65V242H66V245L69 243ZM77 241V242H78ZM110 241V240H109ZM169 241V242H168ZM196 241V242H197ZM202 241H203V239H202ZM214 241V240H213ZM255 241V240H254ZM58 242V241H57ZM62 242V241H61ZM60 242V243H61ZM94 242H96V241H94ZM98 243H99V241H97ZM96 242V243H97ZM190 242V243H191ZM223 242V241H222ZM250 241H248L247 243H246V245L248 244H250L249 243ZM59 243V244H60ZM89 245H90V239H89ZM96 243H93V244H91V248L90 249H87V247L85 246V248H84V246H81L82 244H79L80 246H78V247H83V248H81V250L83 251V253L86 251V253H88L89 251H90V253H92L93 251H91V249H93V247L95 248L96 247ZM102 243V242H101ZM203 244H207L206 242L204 243V241L202 242ZM225 243V242H224ZM227 243V242H226ZM256 243V242H255ZM255 243H251V245H253V244H255ZM95 244V245H94ZM157 244H159V243H157ZM157 244H155V245H157ZM177 244V245H176ZM192 244V243H191ZM214 244V243H213ZM39 245V244H38ZM65 245V246H66ZM87 246H89L88 244H86ZM193 245L194 246H196V244H195V242L193 243ZM201 245V244H197V247H199V246ZM208 245V244H207ZM223 245V244H222ZM225 245V244H224ZM223 245V246H224ZM245 245V246H246ZM41 245H39V246H37L36 248H40V250H41V248L42 247H40ZM57 246H60V245H57ZM68 246H69V244H68ZM93 246V247H92ZM98 246H99V244H98ZM177 246V247H176ZM183 247V250H184V252L186 253V255H188L189 253V251H185V250H187V247L189 246H186V247ZM211 246V245H210ZM250 246V245H249ZM60 247H62V249L63 248H66L64 251H66L67 249H69V247L67 248V247H63L62 245L60 246ZM60 247L59 248H57V249H55V252L56 251H58V249H60ZM72 247H75V248H77L76 247V244L74 245V246H72ZM100 247H102L101 245H100ZM197 247H196V249H197ZM203 247V249L205 250L206 249V247L204 248V245L202 246ZM246 247H248V246H246ZM258 247V246H257ZM2 248V247H1ZM36 248H35V250H36ZM46 248H48V247H46ZM53 248V247H52ZM52 248H48V250L47 251H50V249H52ZM174 248L172 249V250H174ZM181 247L179 246V248L178 249H180ZM186 248V249H185ZM190 248V247H189ZM200 248V247H199ZM198 248V249H199ZM215 247H213V248H210V250H213ZM224 248V247H223ZM222 248V246H220V253H221V250L223 249ZM253 248V247H252ZM256 248V247H255ZM43 249V248H42ZM61 249V250H62ZM163 249H162V252H160L161 254H159V255H161L162 256V254H163ZM175 249V250H176ZM191 249V248H190ZM194 249V248H193ZM207 249H209V248H207ZM250 249H251V246H250ZM39 250V249H38ZM52 250H54V249H52ZM60 250V251H61ZM70 250V249H69ZM75 250H77V249H74V251ZM87 250H89L88 252H87ZM94 250V249H93ZM97 250H98V248H97ZM122 250V249H121ZM120 250V251H121ZM171 250V251H172ZM202 250V249H201ZM219 250V249H218ZM226 250V249H225ZM245 250H247V249H245ZM253 250V249H252ZM256 250V249H255ZM42 251H44L45 253H47L46 252V249L45 250H42ZM64 251H61V252H64ZM70 251H72V250H70ZM78 251H80V250H77V252ZM169 251V250H168ZM177 251H179V250H176L174 253H176ZM1 252H3V251H1ZM59 252V251H58ZM58 252H56V253H54V254H57ZM97 252V251H96ZM99 252V251H98ZM184 252H179L180 254H181V256L178 254V253H176L177 255H175L174 257L172 256V254L171 255H169L168 254V257L169 256H171V257H169V259H170V261L169 262H172V261H174L175 259L174 258H177V257H179L180 256V258L181 257H184ZM190 252H192V250H190ZM202 252V251H201ZM209 252V251H208ZM218 253H219V251H217ZM222 252H224V251H222ZM226 252V251H225ZM257 252V251H256ZM259 252H260V250H259ZM65 254L64 255H66L67 253L66 252H64ZM71 254H73L74 255V253H76V252H74V253H72V252H70ZM79 253L80 252H78V254L77 255H75V256H79ZM100 253V252H99ZM155 253H156V257H155ZM168 253V252H167ZM173 253V254H174ZM188 253V254H187ZM194 254L191 256V258L189 259V261H186L185 259V261H184V263H183V261H181L180 260V262H175V264H181V263H183V264H203V262H205L204 260L203 261H201L200 260V255H201V253L199 252V250H197V252L195 253V252H193ZM210 253V252H209ZM214 253V252H213ZM218 253L216 254L217 255V257L219 258V255H218ZM219 253V254H220ZM254 253H255V251H254ZM2 255H0V259L1 260H5V262H7L6 260H11L12 258H10L9 256H7V255H10L9 254V251H8V254H6L5 252H4V254L3 253H1ZM62 255V253H59V254H57V255H59L58 257H59V259L57 258V256L55 257L56 258V260L58 259V261H60V257H64V255L63 256H61ZM192 254V253H191ZM191 254H189V255H191ZM227 254V252L225 253V255ZM11 255H12V253H11ZM18 255H20V254H18ZM48 255L49 256H47V257H50L51 256V254H50V252H48ZM82 255V257H83V255L84 254H80V256ZM86 255V254H85ZM88 255H93V254H87L86 256H87V259L89 258L88 257ZM203 255H205V256H207L206 255V252L205 253H203ZM202 255V256H203ZM17 256V255H16ZM15 255H13V258L14 259H18L19 257L21 258V256H17L16 257ZM213 256V255H212ZM16 257V258H15ZM67 257H68V255H67ZM65 258V259H63L62 258V262H64V260H66V261H68L67 259L69 258ZM70 257H71V255H70ZM155 257V258H154ZM167 257V256H166ZM173 257V258H172ZM188 256H186V258H187ZM204 257V256H203ZM216 257V258H217ZM84 259L83 260H85L86 258H85V256L83 257ZM215 258V259H216ZM217 258V259H218ZM224 258H225V256H224ZM13 259V260H14ZM47 259H51V260H54V259H52V258H47ZM86 259V260H87ZM168 259V260H169ZM177 259H179V258H177ZM20 260V259H19ZM18 260V261H19ZM78 260H80V257L78 258ZM82 260V261H83ZM159 261H160V263L159 264H167L166 262H168V260H165L163 263H162V259H158ZM208 260V259H207ZM213 260H214V257H213ZM48 261H50V260H48ZM47 261V262H48ZM55 261V260H54ZM66 261L64 262V263H66ZM74 261V260H73ZM73 261L72 262H70L71 264H73ZM81 261V260H80ZM153 261V260H152ZM11 262V261H10ZM40 262V261H39ZM43 262V261H42ZM47 262H44V264H46ZM62 262H58V264H61ZM69 262V261H68ZM86 262V261H85ZM173 262V263H174ZM207 262V261H206ZM204 263V264H208V263ZM208 262H211V261H208ZM8 263V262H7ZM12 264H13V262H11ZM51 264H52V261L50 262ZM49 263V264H50ZM56 263V262H55ZM64 263H62V264H64ZM106 262H105V260H104V258H100V257H98V256H96V255H94L93 257H92V259L91 260H89V262H87L86 264H105ZM158 263V262H157ZM173 263H171V264H173ZM9 264V263H8ZM15 264V263H14ZM36 264H39V263H36ZM48 264V263H47ZM68 264V263H67Z\"/></svg>",
	"mask_w": 264,
	"mask_h": 264
}]
</instances>
